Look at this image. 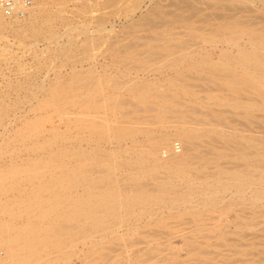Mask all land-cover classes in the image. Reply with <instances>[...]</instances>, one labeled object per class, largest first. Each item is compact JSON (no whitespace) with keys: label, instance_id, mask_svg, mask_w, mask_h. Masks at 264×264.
I'll use <instances>...</instances> for the list:
<instances>
[{"label":"rangeland","instance_id":"374dc122","mask_svg":"<svg viewBox=\"0 0 264 264\" xmlns=\"http://www.w3.org/2000/svg\"><path fill=\"white\" fill-rule=\"evenodd\" d=\"M27 1L29 2L24 3V5H26L25 8L21 7V9L23 10L20 9L22 12H20L18 9V12L20 13L17 12V14L7 16L3 12H0V178L3 177V180L2 178L0 180V223H2L1 220L3 218L2 221L5 222V225L8 224L6 226L4 225V223L0 224V226L4 225L3 228L0 227L1 228L0 233H1V230H2V233H3V230L4 232L6 230L5 234L3 233L5 236L2 234L0 235V237L3 236L4 238L6 237L5 239H7L6 241L3 240L4 242L3 246H1L3 243L0 242L2 243L0 244V251L4 252L8 250V248H6L5 245L6 246L8 245L7 241L9 240H8V236L6 235V233L9 232L11 234H8V233L7 234L9 235V237H12V240L10 241H12L11 243L14 246L17 247L18 244L19 245L23 244L26 246L29 243L27 239L30 238L29 239V241L31 240L30 244L27 245L28 251H33L34 253V251L37 250L38 256H36L37 255V252H36L35 253L36 255L32 253L34 256H31L32 255L31 254L30 258L26 254L28 252L27 250L24 251L25 253L22 252L27 256V259L25 260V264H29L31 260H33L34 263H30V264H264V199L262 197H256L257 200H253L251 199L252 194L250 195L251 192L255 193L256 191H259L264 194V179L262 178L258 179L259 175L257 174V171L255 170V168L250 165H246V163H251V161L241 160V158L238 156L240 153L238 155H236V153L234 154L235 150L238 149L236 147L239 144L241 145V143H243L241 142V139H242L241 134H243L244 132L248 133L249 131L248 134L253 135L252 134L253 132L255 133V136H258L259 134H261V132L257 134L255 130L261 131V129H263L262 131L264 133V121H263L264 115H262V111L264 110H261L257 107L253 110V112L259 109L261 110L260 111L261 114L260 113L257 114L256 111L253 114H250L252 113L251 108L253 109L254 106H251L249 103H246V101L244 100H247V99H244L243 100L245 102L244 104L245 105L249 104V106L251 107L247 105V107L250 108V112L248 108L244 109V110L247 109L246 110L247 115L244 113L245 111L244 112L242 111L244 108L243 103H242L243 101L238 99L239 88L244 87L242 83L241 84L238 82L237 83L235 82V84L232 83L231 84L232 87L230 88V85H228L229 89L227 90L226 88L228 87L222 88V86H225L222 84V82H219V83L216 82L214 84V81H218V76L215 77L217 74L215 75H213L212 73L208 74V72L209 71L211 72L212 69L216 70L218 69L217 67H219V70H221L223 68V70H226L223 72V74H227L230 72L232 73V71H229L231 69L234 71V73H239V74L241 73L240 69L237 68L236 66H234V68L236 67L237 69H239V71L236 68L234 69L232 66H227L228 64H223L226 61V59L223 58L224 54H222L221 56L219 54V49H218V53L216 51L217 47L218 48L221 47V44L218 43L219 41L216 40V38L219 39V36H216L217 34L216 35L213 34L214 35L213 37L211 33L209 35L210 37L208 36L209 39H207L209 41H207L206 39L197 37L198 41H200L201 39L203 43L205 40L207 41V42L205 41L206 42L204 43L205 45L203 44L202 45L205 46V48L210 49L209 51L210 55H207V53L205 51H202V49L199 51L200 48H203L206 51L209 49H205L203 46L201 47L199 46V49H198L197 44L193 45L194 48L196 47L197 49V50L194 49L193 50L194 52H193L192 51L193 46L190 47L191 39H189L192 37L190 34L197 27L202 28V26L209 25L208 28L210 27L211 30L210 29L209 30L212 31L213 29L220 30L219 25L221 24L223 28V29L221 28V30H224L227 32L226 29L229 26H231V24L229 23L231 20H233L234 17L235 18L233 22H235V19L237 20L238 17H240L238 20H240L239 22H241V26L243 23L247 22L248 19L252 20V18H253V22L254 20L255 22L257 21L261 22V23L254 24V26H257V27L260 25L264 26L263 25L264 23H262L261 21V20H264V12L262 13V11L264 10L263 6H260L259 2L256 3L252 0H248V2L250 1L249 3L246 0L245 1L244 0H236V1L234 0L232 1L231 0H27ZM246 4H248L249 6ZM243 6H245L246 9ZM259 7L261 10L259 9ZM257 8L261 12L256 10ZM220 17L223 20H221ZM244 19L246 20L245 22H243ZM99 21L104 24L100 23L101 24L100 26ZM185 21L193 25H189ZM217 21H220V22L219 24L216 25V27L219 26L216 29L214 25L218 23ZM182 22H185L186 24ZM226 22L229 24V26H227L228 24H226ZM184 24L187 26H183ZM210 24L213 26H210ZM224 24L227 26V28L225 27ZM97 26L99 27V30L98 28L96 29ZM188 26H194L195 28L192 31V30L187 29L189 28ZM102 27H104L103 30H101ZM185 28L187 30H185ZM195 32L194 34L197 33ZM182 33H185V36L182 35ZM186 35L188 36V38L186 37ZM211 36L216 40L217 43L212 42L213 39ZM181 37L183 39L185 38L186 39L185 41H183L182 39L181 40L182 42L179 43ZM232 39L233 38L230 39L231 42L235 38L233 40ZM235 40L233 42H235ZM186 42L189 43V46H187L188 43ZM177 43H179L180 46L183 43V47H185V49H183L182 47H179V44L173 45ZM166 47H170V48L166 49ZM122 48L126 50L124 51ZM140 49L143 50V54H142V50ZM120 50H123L121 51L122 53L118 52ZM167 50L168 52H166ZM157 51L165 52L166 56L162 52L163 58H161L162 54L160 52L159 57H158ZM189 51L193 52V54H191L192 56H196V57H192L191 59H195L196 61L190 59L191 56L189 54L190 53ZM168 53L171 55H169ZM200 53L201 55L203 54V56L201 57L202 59L199 58L201 56L199 55ZM187 54L189 55L188 59H187V56H188ZM176 55H178L180 58H184L186 56L184 60H186L187 62L185 63H188L189 61L191 63L190 64L191 66H194V63H196L197 60H203L207 56H211V59H212L211 64L215 62L218 65L216 66V64L213 63L212 65L213 68H212V67H209V65L211 66V64L209 63L210 61L203 62V65L207 63L209 64V65L207 64L209 68L205 67L207 65L205 66L202 65L203 67H205L204 68L205 71L203 72H205L204 74L207 73V75L202 74V71L198 73L196 71L197 70L196 66H194L193 68H191L192 70L187 72L188 66H189L188 69H190V65H188L189 63L187 64L188 66L185 65L184 61H180L181 59L178 58ZM123 56H127V57L129 56V57L127 59V57L124 58ZM213 56L217 57L218 61L216 60L217 58ZM130 57H132L131 58L132 60L139 57L138 59H135V60L142 59V61L140 60L141 63H139L140 61H135V60L132 61V60H129ZM125 59H126V62H125ZM117 60H120V62ZM121 60H124V62H122ZM176 60L179 63L182 62L180 63L182 67L180 66L178 62H176ZM128 61L130 62V66L127 63ZM134 61L137 63H135ZM219 61L220 63L222 62L223 65L220 64ZM170 62L174 63V65ZM124 63H127L128 67L130 68L126 66L123 67V65H125ZM138 63H139V66H138ZM228 63H230V61ZM119 64H121V66ZM140 64H143L142 68H140L141 67ZM175 64H177L176 65L177 67H175ZM196 64H199V62ZM200 64L197 66H200ZM133 65L137 69L134 68ZM170 65L172 66V68L170 67L171 69L169 68ZM183 65L185 67L187 66L185 68V73L187 72L186 75L190 73L189 76L190 75L195 76L193 77L195 79H190L192 77L187 78L188 75L187 77L186 75H183L184 76L183 78L186 77L184 80L180 76L181 74H178L184 71ZM219 65L224 66V67H221ZM229 65H233V63L231 62ZM131 66H132V69H131ZM138 67L141 70L140 69L138 70ZM229 67L231 69H229ZM143 68L144 69L146 68V69L144 70ZM175 68L176 69L179 68V70L178 69L176 70ZM148 69H149V72H148ZM193 69H195L196 72ZM150 70L152 72H150ZM158 70L160 72H157ZM173 70H176L178 73L176 71L174 72ZM219 70H218V73L221 72L220 76H223L222 74L223 70H221L220 72ZM161 72H163L162 76H161ZM175 74L178 75V78L177 76L175 77ZM171 75L175 79H172ZM210 75L212 77L214 76L213 77L214 81L212 82L211 80H213V78H211ZM196 76H198L199 78L197 79ZM200 76L201 77L206 76L208 77V79L209 78L211 79L207 81L208 79H206L205 77L204 81L203 80L199 81L201 79ZM153 79L155 82L153 84H150V82H153ZM156 79H158L161 82H159ZM178 79H180V83H178L179 81ZM182 79L184 80V82L182 81ZM205 79L208 82L207 84L205 82ZM96 80L98 83L96 82ZM168 80L171 84V87H169L170 84ZM94 81L96 82L97 84L96 86L98 87L96 90L94 86L95 84L91 86L92 82L95 83ZM125 82L127 86H125ZM167 82L169 85H167ZM209 82H211V84H214L212 85L214 87H216L215 86L216 84H219V86L222 85L220 87V90L221 89L223 90L221 92L223 94L216 93V92H219L220 90L218 91L217 89L215 91L216 88L214 87H212L213 89H211V84ZM86 83L87 85L85 86ZM145 83H147V85L150 84L149 85L150 88L148 86L146 88ZM163 83L164 84L166 83V84L164 85ZM135 84H138L139 86L136 85V87H134ZM156 84L157 86L159 85L158 87H156V89L158 88L157 90L154 89V87H152L153 85L155 86ZM236 84H238L237 86L239 85L240 86L237 87ZM121 85L123 87H121ZM140 85L144 86L143 87L144 89L142 88H141L142 90L140 89L141 91L139 90V88L137 89V86L142 87ZM160 85L166 88V89L163 88L164 90L163 92H165L166 94H163V92H161L162 87H160ZM233 85L235 86L234 88H233ZM87 86L88 88L91 87L89 88L88 91H91V89L93 90L94 88L93 92H91L93 96H90L91 94L90 92L87 91ZM118 86L121 87V89ZM219 86H217V88ZM167 87H169V89ZM126 88L127 89L133 88L134 91L137 90L136 92L138 93L140 92L141 94L144 92L145 89H147L145 90L146 92L148 91L150 92L152 90H154L155 92L156 91L158 92H156L157 93L156 96H155L156 93H153L154 91L150 93L148 92L149 95L146 92H144L143 93L144 95L142 96H140V93L135 94V92L134 93L132 92L133 94L131 93L130 95L131 91L129 90L130 91L129 92L128 90H126ZM182 88H184L185 91L187 90L190 95L187 93V91L185 92ZM178 89H180L182 92H185L183 93L184 95L180 93L181 92L180 90L177 91ZM230 89H232V91ZM166 90L168 92H166ZM174 90H175L176 95L173 94L174 92L171 93V91H174ZM193 91H195L196 93ZM211 91L214 92L215 94L211 95L212 93ZM86 92H88L89 94ZM161 93L163 94L164 97H162ZM167 93H169V95H167ZM85 94L86 96L89 95L91 98L88 99L87 97L83 96ZM158 94L159 96L162 97V98L160 97V99L163 100V98H166L165 101L168 100L166 101V103H164V106L162 105L164 100L162 102L160 99H158L157 98ZM209 94L213 96L215 99L213 97H212L213 99H211L209 97L210 96ZM116 95L120 98L119 99L117 97L119 100H117ZM120 95L122 96L124 95L123 97H125V99L122 97V100L124 99L125 101H127V103L124 101L126 104H123V105L121 103L119 104V101H121ZM133 95L134 96L139 95L140 97L137 96V98H142L141 100H143V102L147 100V103L145 102L144 103L145 105L142 104L143 102H141L140 99H136V97H134ZM147 95H148V99H147ZM150 95L151 97H149ZM231 95L232 96L237 95V97L235 96L236 97L235 99H238L239 101L238 100L236 101L234 97H232ZM131 96L133 98H131ZM144 96L146 97L143 99ZM153 96H155L156 98L154 99ZM169 96L170 98H174V101L176 100V102H178L179 104L177 103L178 105H176V102L174 103L173 100L170 101L171 99L170 100L167 99L169 98ZM239 96H240L239 97L240 99L244 97L242 95H239ZM113 97H115L116 100L118 101L117 102L118 106L116 104V100L114 102ZM85 98H87V100ZM222 98L223 100L225 99V102H222L223 105L222 103H220ZM229 98L230 100L234 99L233 101L234 102L236 101L237 105H234L236 103L233 104L231 101H230L231 103H228ZM227 99L228 101L226 102ZM99 100L102 101L101 103L103 106L99 105L100 103ZM149 100L152 102L153 100H155L157 101V103L161 101L160 107L158 108L159 105H157L156 102H153V104L155 103L154 105L150 104L152 102H148ZM218 100H220V102ZM98 101L99 103L97 106ZM112 101L116 105H113L114 103ZM217 102H219L221 105H219V103L217 105L216 104ZM108 103H110L111 105ZM240 103H242L241 106H240ZM129 104H131L132 107ZM168 104L169 106L172 105V107H168ZM229 104L231 105L233 104V105L230 106ZM238 104L241 110L238 107ZM91 105H96L97 108H100L101 106L102 109L100 110L96 109L95 111L96 106H94V108H90L89 106ZM112 105L115 110H118V112H121V113L123 111L125 112L126 115L123 113L122 114L120 113L121 115H119V113L114 112L113 108L110 107ZM133 105H138L137 108L139 107V110H141V112L139 113L141 115L136 113V116L139 115L137 116V119H134L136 118V117H133L134 115L132 116L133 112L134 114L136 112L133 110L136 108V106L134 107ZM149 105L151 106L147 107ZM174 105L175 107L178 108L177 110L175 107H173ZM144 106L146 108L143 112ZM155 106L157 108H154ZM224 106H226L227 110L231 109V112L229 111L222 112ZM234 106H236L237 108ZM107 107H109L110 109L107 110ZM119 108L120 110L122 109V111H120ZM152 108L156 110L155 113H154V110H151ZM169 108H172V109L174 108L173 109L174 111L172 109L169 110ZM217 108L219 109L222 108V110H219ZM90 109L93 111L92 113ZM104 109H106L107 111H105ZM130 109L133 111L132 113H130L131 112ZM129 110H130L129 113L126 112ZM139 110H137V112ZM149 110H151L153 114H156V112H158L159 114L162 113L161 111L159 112V110H163L164 113L160 115L157 113L156 115L158 116L156 115L154 116L152 114L153 116H151L150 113L152 112H149ZM193 110L194 111L196 110V111L194 112ZM239 110L242 111L243 114H245L246 116L244 117V115H242V112L239 115L238 114L240 112ZM236 111H239V112L237 113ZM247 111L249 112L250 115L248 114ZM216 112L219 114L218 116H216L217 115ZM89 113H91V115ZM93 113L95 114V121L93 120L94 119ZM254 114H257L258 116L256 115L252 117L251 115H254ZM83 115L93 118V119L91 118L93 122L90 121L89 123L87 122L88 118L87 117L85 118L87 119V121H84V122H87L85 123L86 128L83 125L84 123H82L83 121L82 118L84 117ZM114 115H117V116H114ZM161 115H163V117ZM165 115L166 117H164ZM167 115L168 116L170 115V116L167 118ZM174 115L178 117H175ZM259 115H261L262 117ZM153 117L154 118L158 117V118H156L154 121L152 120ZM160 117L164 121L161 120L162 122L158 123L156 120L157 119L160 120ZM179 117H181V119H179ZM183 117L185 118L184 121L189 122V120H191L195 124V126L192 122L190 124L188 123L190 125L189 126L186 122L183 121ZM217 117L219 118L221 117V121L225 120L223 121L225 122V124L224 123L222 124V122L220 123L219 121L220 119H218L220 124H219V127H217V124H215L216 122H218L217 120H215L217 119ZM120 119H122L123 121L126 119V121L128 120V122L124 121L125 122L124 123ZM149 119L152 120V123H151V120L149 123L148 121ZM111 120L114 121L113 123H115V126L113 127L115 131L113 129L112 131L108 130L110 126L111 128L113 126ZM178 120H180L179 121L180 123L178 122ZM131 121L135 122V124L132 123ZM153 121L157 126L153 124ZM174 122L176 124L177 122L179 123V126L177 125L178 128L176 127V125H173ZM183 122L184 124L185 123L187 124L186 128H188L187 130H184V131L191 132L193 129L195 130L197 129L195 133H197L198 135L195 134L194 133L195 130H193L192 133L194 134L189 132L190 135L192 134V136L191 138L189 136V138H187V141L185 139L184 141L185 143L183 142L181 144L179 141L174 140L175 143L178 144L179 146L178 149L180 150L174 149L175 151L172 152L173 154H171V156L169 155L166 158L170 157L171 159L177 161V159L179 160L180 158H182V156L190 157V153L192 152L195 154L197 153V155L195 156L202 155V157L200 158L196 157V159L194 158L193 159L194 161L191 162L192 164H190L189 169H188V171L191 174L187 170L186 172L182 171L183 175L185 176L184 177L181 172L171 171V172H167L168 174H170L168 177L165 171L162 170L163 171V175H162L161 170L160 171L158 170L159 168L157 169V167L155 168L154 166H152L153 163L149 159H148L149 161L147 160V163L149 165H147L146 161H145L146 163L145 164L144 160L140 159V158H146L144 154L147 153V150L149 148V147L145 148L146 143L144 142L143 138H145L146 136H150V134H154V136L155 135L159 136L164 133H165L164 135H171L173 132L177 131L176 129H178V131L181 129L180 131H182L183 128H185L186 126V125L185 126L183 125L181 127V123ZM119 123L125 124L123 125L125 127L123 130H125L124 132L126 133V136H125V133L122 132L123 126L121 125H120L121 127L117 126V124L119 125ZM87 124H92L91 127L92 129H94L93 132H92V129L90 131L91 127H89V125L87 127ZM130 124H134L138 126L131 127ZM145 124H150L149 125L150 129L149 127H145V126H148ZM205 124H206V127H205ZM223 125H226V126L224 127ZM229 126L232 128H230ZM115 127H117L119 130ZM189 127H192V130ZM200 127L203 130L202 129L200 130L199 129ZM83 128H85V130ZM140 128L142 129L140 130ZM242 128L243 129L246 128L247 131L246 129L241 130ZM78 129L80 133L79 131H77ZM100 129L102 130V132ZM145 129L147 130V132ZM213 129L216 131H214ZM227 129L228 130L233 129L234 132L232 130L230 132ZM236 129L239 132H236ZM148 130H149V133H148ZM209 130H212V131L209 132ZM103 131L109 132V134L108 133L106 134L109 135L110 137H111L110 134H112L113 140H112V137L107 138L109 136L103 133ZM97 132H101L103 134L101 135V133L98 134ZM118 132L124 137L123 136L119 137L118 138L119 140L116 138L117 139L116 140L113 133H115L117 136ZM145 132L147 134L146 136H145ZM228 132L231 133L230 134L231 137H228L229 136ZM96 133L98 135L99 140L97 138ZM168 133H171V134H168ZM210 134L213 135V137ZM225 134L228 136L226 137ZM248 134L245 135L244 133L245 136L243 137L245 138ZM221 135H223V137L226 138L227 142L231 143V147H229V143H227L226 140L223 141L222 139L223 137L221 138ZM152 136L153 135H151V137ZM259 136H262V134ZM78 137L79 138L82 137L80 140L81 144L79 143V140L77 141ZM262 137H264V134ZM89 138H92V139H89ZM229 138H231L233 141H235L236 140L235 138H237V140H239L241 143L238 141L239 144L237 145V143L233 142L232 140H229ZM114 139L116 142L114 141ZM153 140L154 139H151L149 143L151 142L152 145L153 144L155 145L157 141L154 142ZM242 140L244 141V139ZM88 141H90L91 143ZM94 142L95 143L98 142L97 143L99 144L98 147H97V144H95ZM224 142H226L227 144L226 143L224 144ZM232 142L234 145H236V147L234 146V148H232L233 146ZM139 143L145 144L143 145L144 148L142 147V145L137 147L136 145H139ZM165 143L168 144L167 139ZM252 143H255V142H251V144ZM132 144L134 146H132ZM77 145H79L80 148L76 147ZM240 145H239V148H241ZM180 146H183L184 148H188V149L186 151L182 150ZM39 148H40V151H39ZM91 148H93L92 152H91ZM60 149H62L61 152H59ZM56 150L59 152L57 155L55 153L57 152ZM82 150H87V151L86 152L84 151L85 152L84 154ZM75 151H76V154L81 153L82 155L80 154V156L79 155L74 156L75 153L73 152ZM105 151H107L106 153L110 155V157L108 156L107 158L106 154L104 153ZM108 151H111V154L113 155L109 154L110 152ZM161 151H164V150H161ZM169 151L167 150L166 152H163V153L166 154ZM97 154L99 155L97 156ZM233 154L239 157L240 159L235 158L236 156L234 157ZM140 155H142V157H140ZM143 155L145 157H143ZM81 156H84V157H81ZM36 157L37 158L40 157V159H42V161L40 160L41 163H44V159H45V164L40 165V162H38L39 163L38 164L37 160L39 161V158L36 160L35 159ZM79 157H80L79 163H75V161H77ZM149 157H155V155L154 156L150 155ZM31 159L34 162H36L37 164L36 166H35V163ZM207 159H208L209 164L206 161ZM63 160L67 163L65 165L68 166L70 170L72 169V171L76 170L75 168L78 167V165L81 163V160L86 161V162L83 163L82 161L81 163L82 166L79 165L78 167L79 171H77L79 173L77 174V176H75L74 174V173H77L76 171L73 173L72 171L68 169V167H66L65 168L66 172L65 170L63 171L65 172L63 173L65 176L64 178L62 177L63 180H62V185H61L60 183L61 180L59 182L58 177L56 175H50V174H53L54 172V174L56 173L60 177L63 176V174H61L62 171H60L59 168L57 171L58 166H56L58 163L60 164V161L63 162ZM70 160L71 161L73 160L74 164L76 165H72L73 162H71ZM114 160L116 161V163ZM123 160L127 162L126 163L127 165L134 163L132 165L135 167L136 166L135 164H137L136 169L132 165L129 166L131 170L134 169L135 171H131L129 167L125 165ZM131 160L133 162H131ZM138 160L139 161L141 160L142 163L140 162L139 164ZM228 160L230 163L228 162ZM28 161H29V164H28ZM211 161L214 163H210ZM32 162L34 163L33 166H31L30 164ZM123 163L126 167L123 165ZM85 164L88 167H89V164L90 166L93 165L91 166L93 167V169L91 168L90 170V168H84V166L86 167ZM141 164L145 165L146 168L143 167L142 169V167H140ZM150 164L152 167L150 166ZM94 165L97 167V170L94 168ZM204 165H207V167ZM54 166L56 167V169ZM71 166H73V168ZM98 166L100 167L103 166L101 167L103 170L106 167L109 170L110 169L108 168L109 166L111 168L113 167L112 169L116 168L117 170L114 169L112 171L113 175L109 173L112 176L107 177V175H109L107 174V172H111V171H107L106 169L105 171H103ZM138 166L140 167L141 172L142 170L143 172L146 171L144 169H147L148 167L151 169L154 167L153 170L149 168L147 169L148 171L151 170L153 173L149 174L151 171L150 172L146 171L145 173L147 174V176H145V173H142V174L139 173L140 170L138 169ZM223 167L226 168L227 170L226 169L224 170ZM98 168L101 170V172L98 171L99 170ZM228 168L230 169L229 171H228ZM94 169L97 172H95ZM155 169L156 171H154ZM87 170H90L89 174L87 173ZM219 170H220V173H219ZM137 171L139 174H141V176L139 174H136ZM192 171L194 172L193 174H192ZM195 171L198 172L200 177L198 174L197 175L195 174ZM232 171L234 172L232 173ZM237 171L245 173L244 182L248 184L245 187L246 188L245 193H242L244 194V196H242V198L244 197L243 200H241L242 199L241 197H238V196H241V194L238 193L239 195L236 194L237 195L236 196L234 193V192L237 193V191H235L234 189L237 181L236 182L234 181L235 178H233L234 176L232 177V175L235 174ZM58 172H61V173L58 174ZM70 172H72V174ZM105 172L106 174H104ZM132 172H133V175L130 174ZM184 172L186 173V175L184 174ZM84 173L88 175L84 176ZM99 173L103 174L101 175L102 178ZM176 173H178V175ZM204 173L210 177L213 176V179L215 178V176L216 177L219 176L220 179L222 178L221 181L224 179L223 177L225 175L228 176L229 173L230 174L232 173L231 176L229 175L230 177L228 176L226 178L225 176L226 178L225 182H227V184L230 183L229 184L230 186H227L226 188V184L224 182L225 188L222 191L220 188L224 187L223 181L221 183L219 178H215V179H218V180H215L216 181L215 183H217L218 181V183L220 184H214L213 179L212 180L211 178L209 179L207 175H206V178L202 177L204 178L203 180H205L202 183L201 175ZM211 173H213V175ZM214 173H216L217 175L216 174L214 175ZM218 173L220 175H218ZM40 174H43V176H45L44 177L45 179ZM48 174L50 175V177L51 176L52 177L55 176L53 178L57 177V181L59 184L57 183V181H55V179L50 178ZM66 174L67 176L70 175V177H67ZM134 174L136 175V177H134L135 176ZM171 174L172 175L176 174L175 176L177 178L175 176H172ZM194 174L198 176L199 178H201L200 179L201 181H199L198 178L194 176ZM209 174H211L212 176ZM73 175L75 176V178H77L74 180L78 182L73 180L74 178ZM82 175L85 177L84 179L85 181L89 177L90 179L88 178L87 180L88 181L90 180L91 182V177H92V181L94 185H92L93 183L87 184V181L83 182L84 180H83ZM93 175L94 176L97 175L98 177L97 176L95 177H97V179L99 180L100 178L103 179L102 181H100L102 185L100 184L98 185L99 181L96 180L93 177ZM123 175L125 177H123ZM157 175L162 177V179H159V181H157L158 185L156 183V180L158 179ZM164 175L166 176L164 177ZM187 175L189 176L193 175L194 177L191 176V180H190V178H188ZM39 176H42V179L41 177L39 178ZM103 176L104 178L107 177L105 181H104ZM126 176H127V179H126ZM138 176L142 178L141 179L139 178L138 180L137 178ZM179 176H182V177L179 178ZM109 177L111 179H108ZM166 177L169 178L170 180L167 179ZM47 178H48V182H50L51 180L55 181L54 184L57 185L56 188H55V185L54 187L51 186L53 184L52 181L48 183V184L52 183L50 185V188H48L49 186L46 183ZM49 178L51 179L50 181H49ZM155 178L156 180H154ZM182 178H187V180L188 179L190 180V184H191L190 187H193L195 189L196 194L190 193L194 191H192L191 188L189 187L190 185L189 181H187L186 179L182 180ZM66 179L68 182L65 181ZM107 179H108L107 182L108 184H110V186L106 184ZM192 179H195V180L193 181ZM206 179L208 183L206 182ZM70 180L72 183L70 182ZM79 180L83 182V184ZM94 180H96L98 183ZM164 180L166 182H164ZM63 181H65L67 185L70 182L69 186H72V187L71 188H68L67 186L65 187L64 186L65 182ZM109 181H112L113 183L112 182L109 183ZM145 181H146V185H149L150 187L151 185H153L152 188H149V186L144 187L146 186ZM184 181H186L187 184ZM147 182L148 183L150 182V184L152 182V184L150 185ZM196 182H198V184ZM205 182H206L205 185L208 184L207 186L204 185ZM84 183H85L86 188L83 186ZM95 183L97 184V187ZM159 183H160V186H159ZM38 184L40 186L43 185L42 188L45 186H48L47 188L51 189V192L50 190H44L41 187H40L41 191L39 192ZM105 184L109 186L110 189L113 187L112 189L117 191V193L119 194L118 196L120 198L117 203L114 202L116 206L114 205V203L113 205L110 204L111 212L109 211L110 208L109 209L105 208L107 206L103 207L105 209V210L102 209L103 211L98 210L97 209L98 207L96 206L91 207V205H93V203L95 202L90 197H89L90 201H88V204H86L87 196H89L90 193L93 194L91 192L92 188L94 189V187H96L95 193H98V195L100 196L105 189L107 190V186ZM111 184H113L112 187H111ZM134 184H136L137 186H135ZM165 184L166 185L168 184L167 187L165 186ZM178 184H180L179 185L180 187L178 186ZM184 184L186 185L189 184V185L186 187L184 186ZM196 184L204 185V187L202 185L201 188L206 190V191L204 190L205 195L203 193V190H201L200 187L199 188L201 192L198 190L197 188L198 186ZM213 184L216 185V187L220 186L218 189L216 188L217 190L215 189L217 192L214 191ZM35 185H38L36 186V188L34 187L35 190L36 189L38 190V191L36 190V195H39L40 197L39 196L38 197L39 199L40 198L41 199H40V203L36 202V204H33L35 201L38 200V197L34 196L35 191H34V188H32V186H35ZM128 186H131V187H128ZM133 186L137 188L140 186L142 189H140L139 187L137 190L139 191L141 190L140 191L141 193L139 194V191H137L136 188H133ZM52 187L55 188L54 189L55 191L57 188H60L57 190V192L60 191L62 194L60 192H59L60 194L59 196L58 194H55L57 192L54 193V191H52ZM63 187H65L67 190L69 189L70 190L67 191ZM184 187L187 189H185ZM207 187L209 188V191L211 190L213 193L207 191L208 189ZM84 188L86 189L87 193L84 190ZM81 189L83 190L82 193H80L82 191ZM100 190H101V193H100ZM162 190H164V192ZM42 191H45V192H42ZM47 191H48V194H47ZM71 191L74 192L73 193L74 196H72L73 194ZM88 191H90V193ZM184 191L187 194H185ZM28 192L29 194L30 193L31 194L28 195ZM64 192L66 193V195H64L65 194ZM142 192L144 194H142ZM160 192H163V193H161L160 195ZM134 193L136 194V196L138 194L140 196L142 195L141 197L143 198H141L140 196H138L137 198ZM156 193L159 195H156ZM181 193L184 196L181 195ZM188 193H190L191 195L190 194L188 195ZM18 194H19V197H21L20 201L22 200V197L23 199L25 197L26 200L24 199L23 203L24 201L29 202L30 200L29 203L31 204V207H30V204L27 205L26 202L24 205H22L23 204L22 201L20 203L19 200H17L19 199ZM52 194H54V198H53L54 200L52 199L51 200L52 203H51L48 200H50L49 198H52L53 196ZM162 194H165L166 196H162ZM32 195L35 197V199L33 198ZM55 195H57L58 201L61 200L60 196L62 195L63 197L65 196L64 199L65 198L67 199L66 201H63V202L59 201L58 203L57 199L55 198ZM68 195L71 197V200L73 199L72 202L69 199L70 197ZM82 195H84L85 197ZM120 195L122 197H120ZM131 195H133V197L135 198L133 197L131 198ZM153 195H156L155 198L153 197ZM77 196H82L84 199L86 198V200H84L81 197V199H83L82 202L84 201L83 203H85L82 206H84V209L86 208V210H83V207H82L81 208L82 210L80 209L81 211H79L78 206L81 207V205L79 204H83V203L79 202L81 201L80 197H78V199H80L78 201ZM157 196L158 197L161 196L162 198L161 197L158 198ZM16 197L17 199L14 200ZM28 197L30 198L27 199ZM208 197L209 199L207 200L206 198ZM235 197H237L238 199L240 198L241 199L237 201V198ZM47 198L48 200H46ZM74 198H76V200ZM138 199L140 200L139 202H138ZM75 201L76 202L78 201V203L76 204ZM91 201L93 202L89 205ZM133 201H135L136 203L134 202L135 203L134 204ZM45 202H48L50 204L48 203L45 204ZM60 202H62V204L64 203L65 206H63L62 208L61 206L59 207V205L61 204ZM73 202H75L76 207H74L75 205ZM43 203L45 205H43ZM32 204L35 205V208L33 206L34 209H36L37 207L39 208L37 204L41 206L40 207L41 209L44 206L45 208L47 207L46 209L44 208L43 209L44 211H49L50 215L47 212L49 217H47L46 212H44L43 210L41 211L40 208L39 209L37 208L36 210L32 212H33V215L38 214L37 217L38 216L40 217V213H37V211L43 212L41 214L45 215V217L42 216L44 217V219L40 217V219H42L43 221L40 220L39 217L38 219H35V216L31 215L30 213L31 211L29 212L30 215L29 213H26L30 216V219L29 217H26L28 215H25V213L22 214L23 211L25 212V210L28 209L27 206H29V208L33 210ZM51 204L54 205V206L52 205V207H55V208L58 207V209L61 208L60 210L62 212L58 211V213H60L59 215H61L62 213L64 215L62 214L61 215L62 217L59 215L55 217V214L57 215L58 213L56 209L52 210L53 214L51 213L50 211L51 207H49V205ZM72 206L74 210L75 208H78V210L76 209L75 211H73V209L71 208ZM87 206L88 208L90 206L91 209H88ZM112 207L114 210L112 209ZM99 208L101 209L102 207H99ZM2 209H5L6 211L8 210L11 211V214L9 213L10 215L9 214L7 215L9 211L3 212L4 210ZM96 209L98 210L99 214H97L98 212ZM1 210L4 213V215L1 212ZM17 210H18V214H19V211H21L20 216L19 215L15 216V214H17ZM94 210L96 212H92ZM35 211L36 213H34ZM69 211H73V213L67 216L66 214ZM82 211L83 212L86 211V213H89L90 211L91 213H89L88 215L91 217V221L93 222L96 221V219L92 220L93 217L95 218L96 216L99 215L101 218L99 216L96 217L100 219H98V221H96L95 222L96 224H95L89 221L90 218L87 216V214H85L84 216L83 215L84 213ZM108 212L109 213L113 212V213L112 215H110ZM106 213L108 216L104 215ZM95 214L97 215L95 216ZM24 215L26 219L25 218L19 219L17 217V216L24 217ZM50 217L52 218L53 222L51 223L52 224L51 226L47 225L49 227L47 230H49L50 232L53 229L52 226L55 225L54 232L56 233L58 231L57 233H60V236L57 233L55 234L56 236H54L53 235L54 232L52 233V231L50 232L52 233V235H50L49 232H42L44 230L47 231L44 228H47L45 227L46 222L47 224H49L48 222L51 220ZM57 217H60V220H58L59 218L55 220V218ZM87 217L89 218L88 221H84V220H87ZM108 217H110L109 220H108ZM4 218L7 220L4 221ZM27 218L29 220H27ZM72 218L73 220L76 219L75 221L78 223L83 222L85 225H83V223L80 225H78V223H75V225H78V226H74L73 222L70 223V221H73ZM46 219L47 220L49 219V221H45ZM77 219L78 220L81 219L82 222L81 220L78 221ZM38 221L39 222L41 221L40 223L42 224V226L45 224V226H43L44 230L37 229L38 227L41 228V224ZM57 222L61 225L63 223H67L65 225H69V226H66V228H64L65 226L64 227L62 226L65 230L60 226V228L62 229L59 230L57 229L59 227ZM35 223H37L38 227ZM71 224L73 225L71 226ZM7 226H10L8 230L6 229ZM30 226L32 227L27 228ZM80 226L82 227L80 228ZM84 226H85V229L83 228ZM12 227H13V230H10ZM21 227H23V229H21L23 231L26 229L24 234L26 233L28 235L30 234L29 235L30 237L27 235V239H26V235H25L23 238L24 234L20 230ZM33 227H35L36 230H34ZM37 230H39V234L43 233L44 238L42 234L38 235ZM33 231H36V233L35 232L33 233ZM44 233H47V234L49 233L50 239L47 237L48 235L46 234L45 236ZM13 235L18 237V239L20 240L24 239L25 241L22 240L23 242L22 244L18 243V240L15 239L14 238L15 236ZM34 235H35V238H34ZM57 235L60 238L59 242L57 241L58 239ZM39 236H42L41 240L39 239ZM3 237L2 239H4ZM31 237L33 238V241ZM45 237H46V240H42V238L45 239ZM36 238H38V240L40 241H37ZM55 239L56 241H54ZM10 241H9V244H10ZM32 242H36V243H33L34 244L33 245ZM53 242L55 243L52 244ZM93 243L94 244L96 243L95 246L93 245ZM13 245L12 246L8 245L12 247V248L10 247L9 250L14 248ZM30 245H32L33 247L31 246L30 248H28V246ZM3 247H5L6 250ZM33 249H36V250H33ZM3 252H0V253L2 254ZM29 253L30 252H28V254ZM24 254H23V257L25 256ZM28 258L30 259L29 263L26 262L29 260ZM18 263L20 262H17L16 264Z\"/></svg>","mask_w":264,"mask_h":264},{"label":"bare ground","instance_id":"6f19581e","mask_svg":"<svg viewBox=\"0 0 264 264\" xmlns=\"http://www.w3.org/2000/svg\"><path fill=\"white\" fill-rule=\"evenodd\" d=\"M15 1H16V0H15ZM17 1H18V5H17V7H18L19 11L22 12L21 10H23V9H21V7H22V8H23V7L25 8L26 5H24V3H26V2H24V0H17ZM231 1H232V0H231ZM234 1H236V0H234ZM244 1H245V0H244ZM246 1L248 2V0H246ZM252 1H254V2H256V3L259 2L260 6H263V8H264V0H252ZM247 2H246V3H247ZM249 2H250V1H249ZM249 2H248V3H249ZM254 2H253V3H254ZM19 4H20V5H19ZM246 5H248V4H246ZM246 5H245V6H246ZM254 5H255V4H254ZM245 6H243V7H245ZM248 6H249V5H248ZM249 8H250V7H249ZM249 8H248V9H249ZM20 9H21V10H20ZM245 9H246V7H245ZM250 9H251V8H250ZM250 9H249V10H250ZM259 9H260V7H259ZM256 10H258V8H257ZM260 10H261V9H260ZM260 10H258V11H260ZM262 10H263V9H262ZM0 12H1V11H0ZM20 12H18V13H20ZM260 12H261V11H260ZM263 12H264V10L262 11V13H263ZM232 15H233V14H232ZM220 16H221V15H220ZM233 16H234V15H233ZM251 17H252V16H251ZM262 17H263V15H262ZM217 18H218V17H217ZM234 18H235V17H234ZM234 18H233V20H231L230 23H229V24H231V26H229V24L226 22V24H228L227 26L230 27V28L228 27L229 30H228L227 26L224 24L225 27L227 28V29H226L227 32L224 31V30H221V28H222V25H221V24L219 25L220 27H219V26L216 27V25L219 24L220 21H217L218 23H216V24L214 25L216 29L219 27L220 30H214V29L212 28V29H213L212 31H213L214 33H213L212 31H210V30H211L210 27L208 28L209 25H208V26H202V28L196 26L197 28H196L195 30H194V28H195L194 26H188L189 28L186 27V28L189 29V30H192V31L194 30L191 34L189 33V34L192 36L191 38H189V39H191V40H190V43H191V44L193 43L192 45L190 44V47L193 46L194 44H195V45L197 44V47H198V49H199V46L201 47V46L205 45L204 43H206L207 41H209V40H207V39H209V37H210L209 35H210L211 33H212V36H213V37H214L213 34H215V35L217 34L216 36H219V39L216 38V40L219 41L218 43L221 44V47L218 48L217 45H216V47H217L216 51H217V53H218V49H219V54H220L221 56H222V54H224V55H223V56H224L223 58H225L226 61L228 60L227 62L225 61L223 64H228L227 66H232L233 68H234V66H236L237 68L240 69L241 73H240V74H239V73H234V71L229 67V69H231V70H229V71H232V73L230 72L231 74H230V73L223 74V72L226 71V70H223V68L221 69V67H224V66L219 65V66H221L220 69L223 70V71H222L223 76H220V73H221L220 71H221V70H219V67H217L218 69H216V70H215V69H212V70H211V68H210L211 72H210V71L208 72V71H207L208 69L206 70V71L208 72V74H211V73H212L213 75L217 74L215 77L218 76V81H214V78H213L214 76L212 77V76L210 75V77L213 78V80H211V82L214 81V84H215L216 82H217V83L222 82V84L225 85V86H222V85H221L222 88H224V87H228V88H226V90L229 89V86H228V85H230V88L232 87V86H231L232 83H234V84H235V82H236V83L238 82V83H240V84L242 83L244 87H240L241 89L239 88L238 99H239V100H242V101H243L244 99H247V100H244V101H246V103H249L251 106H254L253 109L251 108V110H252L251 112H252V113H250V114H253L255 111H256L257 114H258V113H260L261 110H264V26H261L260 24H259L260 26H258V27H257V26H254V24H256V23H261V22H259V21L255 22V20H254V22H253V18H252V20H251V19H250V20L248 19L247 22H245L246 20L244 19L243 22H245V23L242 22L243 24H242V26H241V22H239L240 20H238L240 17H238V19H237L238 21L235 19V22H233V21H234ZM236 18H237V17H236ZM246 18H247V16H246ZM220 19H221V17H220ZM220 19H218V20H220ZM224 19H225V17H224ZM254 19H255V18H254ZM100 20H101V19H100ZM203 20H205V19H203ZM203 20H202V21H203ZM206 20H207V19H206ZM221 20H223V19H221ZM102 21H103V20H102ZM241 21H242V19H241ZM261 21H262V23H264V20H261ZM103 22H104V21H103ZM185 22H187V21H185ZM185 22H182V23H185ZM223 22H224V21H223ZM100 23H102V22L99 21V24H100ZM187 23H188L189 25H193V24H191V23H189V22H187ZM202 23H203V22H202ZM224 23H225V22H224ZM232 23H234V24H232ZM102 24H104V23H102ZM185 24H186V23H185ZM185 24H184L183 26H187V25H185ZM203 25H205V24H203ZM263 25H264V24H263ZM100 26H101V24H100ZM199 26H201V25H199ZM210 26H213V25L210 24ZM181 27H182V26H181ZM203 27H204V28H203ZM205 27H206V28H205ZM97 28H98V30H99V27H98V26L96 27V29H97ZM100 28H101V27H100ZM182 28H183V27H182ZM186 28H185V30H187ZM96 29H95V30H96ZM103 29H104V27H102L101 30H103ZM209 29H210V30H209ZM222 29H223V28H222ZM196 30H197V31L199 30V31H198L199 33H198ZM195 31H196L198 34H197ZM201 31H202V32H201ZM194 32H195L196 34H194ZM200 32H201V33H200ZM204 32H205V33H204ZM189 34H188V36H189ZM193 34H194V35H193ZM182 35L185 36V33H182ZM188 36L186 35L187 38H188ZM208 36H209V37H208ZM212 36H211V37H212ZM197 37H198V38L206 39L207 41L205 40L206 42L204 41V43H203L202 39H201L200 41H198V40H197ZM213 37H212V39L215 40ZM231 38H233V39L235 38V39H237V40L234 39L235 42H233L234 40L232 39L233 41L231 42V41H230ZM182 39H183V38L181 37L179 43L182 42V41H181ZM185 39H186V38H185ZM185 39H183V41H185ZM213 40H212L213 43L216 42V40H215V41H213ZM239 40H240V42H239ZM201 41H202V42H201ZM168 42H169V41H168ZM210 42H211V41H210ZM179 43H177V44H173V45H178ZM186 43H188V42H186ZM216 43H217V42H216ZM227 43H228V45H227ZM202 44H203V45H202ZM170 45H171V44H170ZM225 45H226V46H225ZM185 46H186V45H185ZM187 46H189V43L187 44ZM187 46H186V47H187ZM214 46H215V45H214ZM175 47H176V46H175ZM177 47H178V46H177ZM179 47H182L183 49H185V47H183V43L181 44V46H180V44H179ZM203 47L205 48V46H203ZM216 47H215V48H216ZM124 48H125V47H124ZM124 48H122V49L124 50ZM168 48H170V47H166V49H168ZM182 48H180V49H182ZM188 48H189V47H188ZM213 48H214V47H213ZM213 48H212V49H213ZM162 49H163V48H162ZM190 49H191V48H190ZM194 49H196V47L194 48V46H193L192 51H193ZM201 49H202V51H205V52L207 53V55H210V54H209V51H210L209 48H205V49H209V50H207V51L204 50L203 48H200L199 51H200ZM123 50H120V51H118V52H121V51H123ZM125 50H126V49H125ZM125 50H124V51H125ZM140 50H142V49H140ZM140 50H139V51H140ZM196 50H197V49H196ZM137 51H138V50H137ZM169 51H170V49H169ZM126 52H127V51H126ZM126 52H125V53H126ZM157 52H158V51H157ZM160 52H161V54H162L163 51H159V52H158V57H159ZM166 52H168V50H167ZM189 52H190L189 54H190V56H191L190 59H191L192 57H196V56H192V55H191V54H193L194 51H193V52L189 51ZM196 52H197V51H196ZM196 52H195V53H196ZM205 52H204V53H205ZM211 52H212V51H211ZM213 52H214V51H213ZM121 53H122V52H121ZM125 53H124V55H125ZM163 53L165 54V52H163ZM169 53H170V52H169ZM169 53H168V54H169ZM197 53H198V52H197ZM206 53H205V54H206ZM126 54H127V53H126ZM136 54H138V53H136ZM136 54H135V55H136ZM142 54H143V50H142ZM211 54H212V53H211ZM127 55H128V54H127ZM140 55H141V54H140ZM169 55H171V54H169ZM187 55H188V54H187ZM194 55H196V54H194ZM197 55H198V54H197ZM199 55H201V53H200ZM212 55H213V54H212ZM214 55H215V54H214ZM225 55H226V56H225ZM136 56H137V55H136ZM136 56H135V57H136ZM141 56H142V55H141ZM141 56H140V58H141ZM165 56H166V54H165ZM165 56H164V58H165ZM174 56H175V55H174ZM176 56H177L178 58H180L178 55H176ZM183 56H185V55H183ZM202 56H203V54H202L199 58L202 59V58H201ZM123 57L126 58L127 56H123ZM128 57H129V56H128ZM128 57H127V59H128ZM135 57H134V58H135ZM160 57H161V56H160ZM181 57H182V56H181ZM185 57H186V56H185ZM185 57H184V58H185ZM188 57H189V55L187 56V59H188ZM204 57H205V56H204ZM204 57H203V58H204ZM213 57H215V56H213ZM226 57H227V58H226ZM131 58H132V57H130L129 60H132ZM138 58H139V57H138ZM138 58H135V59H138ZM161 58H163V54H162V57H161ZM172 58H173V57H172ZM175 58H176V57H175ZM178 58H177V59H178ZM184 58H180V59H181L180 61H184V64H185V65H187L188 63H189L188 65H190L191 63H190L189 61H188V63H185V62H187V61L184 60ZM199 58H198V59H199ZM215 58H217V57H215ZM221 58H222V57H221ZM135 59H133V60H135ZM182 59H183V60H182ZM225 59H224V60H225ZM133 60H132V61H133ZM140 60L142 61V59L135 60V61H140ZM191 60H195V59H191ZM216 60L218 61V58H217ZM114 61H115V60H114ZM117 61L120 62V60H117ZM121 61L124 62V60H121ZM132 61H131V62H132ZM135 61H134V62H135ZM141 61H140L139 63H141ZM173 61H175V60H173ZM195 61H196V60H195ZM209 61H210V62H209ZM211 61H212L211 56H207V57H206L205 59H203V60H197L196 63L199 62V64H200V63H201V64H200V66H197V65H199V64L194 63V66L197 67V70H196V71H197L198 73H199L200 71H202V74H204V73H205V72H203V71H205L204 68H205V67H208L209 64L207 63L208 65L205 64V65H207V66H205V65H203V62H209V63L211 64ZM217 61H216V62H217ZM221 61H222V60H221ZM229 61H230V63L232 62L233 65H229V64H230V63H228ZM115 62H116V61H115ZM125 62H126V59H125ZM176 62H178V61L176 60ZM117 63H118V62H117ZM127 63H128L129 66H130V62L128 61ZM127 63H124L125 65H123V67H125V66L128 67ZM135 63H137V62H135ZM139 63H138V66H139ZM170 63H172V62H170ZM178 63H179V62H178ZM180 63H182V62H180ZM180 63H179V64H180ZM213 63H215V62H213ZM213 63L211 64V66L209 65V67H212ZM219 63H220V61H219ZM121 64H122V63H121ZM121 64H119V65L121 66ZM172 64L174 65V63H172ZM195 64H196V65H195ZM215 64H216V63H215ZM220 64H222V62H221ZM223 64H222V65H223ZM234 64H236V65H234ZM131 65H132V64H131ZM134 65H135V64H134ZM134 65H133V66H134ZM136 65H137V64H136ZM142 65H143V64H140V66H141L140 68L143 67ZM168 65H169V64H168ZM168 65H167V67H168ZM176 65H177V64H175V67H177ZM188 65H187V66H188ZM192 65H193V64H192ZM202 65L205 66V67H203ZM217 65H218V64H216V66H217ZM180 66L182 67L181 64H180ZM187 66H186V67H187ZM194 66H191V65H190V69H188V67H189V66H188V67H187V70H188L187 72H189L190 70H192L191 68H193ZM227 66H226V68H227ZM145 67H146V66H145ZM170 67L172 68L171 65L169 66V68H170ZM173 67H174V66H173ZM178 67H179V66H178ZM186 67L183 65V69H184V71H183V69H182L183 72H180V71H179L180 73H178V72L176 71L177 69L179 70V68H177V69L175 68L176 70H173V71H174V72L176 71L178 74H181L180 76L183 78V77H184L183 75H186V73H187V72L185 73V68H186ZM196 67H195V68H196ZM209 67H208V68H209ZM236 67H235V68H236ZM128 68H130V67H128ZM134 68H136V67L134 66ZM140 68L138 67V70H139ZM171 68H170V69H171ZM202 68H203V70H202ZM212 68H213V67H212ZM235 68H234V69H235ZM237 68H236V69H237ZM131 69H132V66H131ZM136 69H137V68H136ZM143 69H144V68H143ZM143 69H142V70H143ZM145 69H146V68H145ZM145 69H144V70H145ZM150 69H151V68H150ZM158 69H159V68H158ZM167 69H168V68H167ZM239 69H237V70L239 71ZM128 70H129V69H128ZM138 70H137V71H138ZM140 70H141V69H140ZM153 70H154V69H153ZM155 70H157V69H155ZM159 70H160V69H159ZM159 70H158L157 72H160ZM180 70H181V69H180ZM193 70L195 71V69H193ZM214 70H215V71H214ZM218 70H219L220 73H218ZM130 71H131V70H130ZM146 71H147V70H146ZM146 71H144V72H146ZM162 71H163V70H162ZM168 71H169V70H168ZM196 71H195V72H196ZM216 71H217V72H216ZM148 72H149V69H148ZM150 72H152V71L150 70ZM155 72H156V71H155ZM174 72H173V73H174ZM215 72H216V73H215ZM136 73H137V72H136ZM162 73H163V72H161V76H162ZM169 73H170V72H169ZM225 73H226V72H225ZM159 74H160V73H159ZM189 74H190V73L187 74L188 77H187V75H186L187 78L192 77V78H190V79H195V78H193V77H195V76H191V75L189 76ZM200 74H201V73H200ZM222 74H221V75H222ZM172 75H174V74H172ZM172 75H171V76H172ZM196 75H198V74H196ZM204 75H207V73L204 74ZM176 76H177V78H178V75H177V74H175V77H176ZM219 76L221 77V79H220ZM137 77H138V76H137ZM154 77H155V76H154ZM186 77H185V78H186ZM196 77H197V79L199 78L198 76H196ZM200 77H201V76H200ZM202 77H203V79H202ZM202 77H201V79H200L199 81H201V80L204 81V78H205L206 76H202ZM156 78H157V77H156ZM185 78H183V79L185 80ZM211 78H209V79H211ZM92 79H93V78H92ZM172 79H175V78H173V76H172ZM183 79H182V81L184 82ZM206 79H208V77H206ZM206 79H205V82H206V84H207V83H208L207 81H209V79H208L207 81H206ZM156 80H158V79H156ZM178 80H179V81H178ZM178 80H177L178 83H180V79H178ZM215 80H216V78H215ZM220 80H221V81H220ZM90 81H91V79H90ZM92 81H93V80H92ZM158 81H159V80H158ZM164 81H165V80H164ZM164 81H162V82H164ZM177 81H176V82H177ZM94 82H95V81H94ZM96 82H97V80H96ZM96 82H95V83H93V82L91 83V86H92L93 84H95V85H94V86H95V90L98 88V87L96 86V85H97ZM154 82H155V81H154V79H153V82H150V84H153ZM159 82H161V81H159ZM168 82H169V80H168ZM168 82H167V85L170 84V82H169V84H168ZM174 82H175V80H174ZM211 82H209V83L211 84ZM87 83H88V82H87ZM87 83L85 84V86L87 85ZM97 83H98V82H97ZM157 83H158V82H157ZM89 84H90V82H89ZM89 84H88V86H89ZM118 84H119V83H118ZM138 84H139V83H138ZM138 84H135L134 87H136V85H138ZM150 84L147 85V83H145V85H146L145 87H146V88H147V86L149 87ZM163 84H164V83H163ZM165 84H166V83H165ZM165 84H164V85H165ZM206 84H205V85H206ZM214 84H211V89H213L212 87H214V86H212V85H214ZM123 85H124V84H123ZM226 85H227V86H226ZM237 85H238V84H236V86H237ZM88 86H87V91L89 90V88H91V87L88 88ZM125 86H127V85H126V82H125ZM138 86H139V85H138ZM138 86H137V89H138V88H139V90H140L141 88L144 89V88H143V87H144L143 85H140V86H142V87H138ZM158 86H159V85H158ZM158 86H157V84H156L155 86L153 85L152 87H154V89H156V87H158ZM197 86H198V85H197ZM200 86H201V85H200ZM203 86H204V85H203ZM208 86H209V85H208ZM215 86H216V87H214V88H216L215 91H216L217 89H218V91H219L221 86H219V84H216ZM217 86H219V87L217 88ZM239 86H240V85H239ZM239 86H237V87H239ZM118 87H119V86H118ZM118 87H117V89H118ZM121 87H123V86L121 85ZM121 87H119V88L121 89ZM160 87H162V86L160 85ZM169 87H171V84H170ZM169 87H167V88L169 89ZM234 87H235V86L233 85V88H234ZM92 88H93V87H92ZM149 88H150V87H149ZM163 88H164V87H162V89L160 88V89L162 90V91L160 90L161 92L164 91ZM174 88H175V87H174ZM174 88H173V89H174ZM197 88H198V87H197ZM209 88H210V87H209ZM142 89H141V90H142ZM157 89H158V88H157ZM157 89H156V90H157ZM164 89H166V88H164ZM175 89H176V88H175ZM180 89H181V88H180ZM180 89H178L177 91H179ZM182 89L184 90V88H182ZM236 89H238V88H236ZM93 90H94V88H93ZM93 90L91 89V91H88V92H90V94H91V92H93ZM126 90H128V91L130 90V91H131V92L129 91V92H130V95H131L132 92H133V93L135 92V94L138 93V92H136V91H137L136 88H135L136 91H134L133 88H131V89H127V88H126ZM139 90H138V91H139ZM141 90H140V91H141ZM145 90H147V89H145ZM145 90H144V92H146ZM148 90H150V89H148ZM230 90L232 91V89H230ZM240 90H241V91H240ZM152 91H154V90H152ZM152 91H150V92H152ZM177 91H176V92H177ZM180 91H181V90H180ZM184 91H185V90H184ZM186 91H187V90H186ZM186 91H185V92H186ZM212 91H213V90H212ZM212 91H211V92H212ZM222 91H223V90L221 89L219 92H216V93L223 94V93H221ZM237 91H238V90H237ZM88 92H86V93H88ZM142 92H143V91H142ZM144 92H143V93H144ZM148 92H149V91H148ZM148 92H146V93L148 94ZM150 92H149V93H150ZM156 92H158V91H156ZM156 92L154 91L153 93H156ZM166 92H168V91L166 90ZM172 92H174L173 94L176 95L175 90H174V91H171V93H172ZM185 92H182V91H181L180 93L183 94V93H185ZM193 92H195V91H193ZM133 93H132V94H133ZM139 93H140V92H139ZM139 93H138V94H139ZM143 93H142V94L140 93V96L144 95ZM153 93H152V95H153ZM159 93H160V92H159ZM180 93H179V94H180ZM187 93H188V91H187ZM195 93H196V92H195ZM195 93H194V94H195ZM237 93H238V92H237ZM88 94H89V93H88ZM161 94H162V93H161ZM163 94H166V93L163 92ZM163 94H162V97H164ZM173 94H172V95H173ZM188 94H189V93H188ZM188 94H187V95H188ZM212 94H215V93L212 92L211 95H212ZM117 95H118V94H117ZM117 95H116V98L118 97ZM127 95H128V94H127ZM148 95H149V94H148ZM148 95H147V99H148ZM156 95H157V93L155 94V96H156ZM167 95H169V93H167ZM177 95H178V94H177ZM183 95H184V94H183ZM189 95H190V94H189ZM195 95H196V94H195ZM209 95H210V94H209ZM211 95H210L209 97H210L211 99H213L214 97L211 96ZM218 95H219V94H218ZM239 95H242V96H244V97H242V99H240V98H239V97H240ZM83 96H85V97H87L88 99H90V98H91L90 96H93V95H92V94H91L90 96L88 95V96H89V97H88V96H86V94H85V95H83ZM120 96H121V101H119V104H120V103H121L122 105H123V104H126L127 101L124 100V99H125V97H123L124 95H123V96L120 95ZM133 96H134V95H133ZM137 96L140 97L139 95H137ZM137 96L135 95L134 97H136V99H140V100L142 99V98H137ZM155 96H153L154 99L156 98ZM165 96H166V95H165ZM185 96H186V94H185ZM216 96H217V94H216ZM216 96H215V97H216ZM231 96H232V95H231ZM231 96H230V98H231ZM235 96L237 97V95H235ZM235 96H232V97H234V99H235V98H236ZM122 97L124 98L123 100H122ZM128 97H129V96H128ZM145 97H146V96H144L143 99H144ZM149 97H151V95H150ZM160 97H161V96H159V94H158L157 98L160 99ZM162 97H161V98H162ZM167 97H168V96H167ZM172 97H174V96H172ZM175 97H176V96H175ZM177 97H178V96H177ZM212 97H213V98H212ZM218 97H219V96H218ZM87 98H85V99L87 100ZM92 98H93V97H92ZM116 98L113 97L114 102H115ZM118 98H119V97H118ZM118 98H117V100L120 99V98H119V99H118ZM131 98H133V97L131 96ZM230 98H229V102H228V103H231V102H232V103L234 104V103H236V101L238 100V99H235L236 101L234 102V101H233L234 99H231V100H230ZM149 99H150V98H149ZM165 99H166V98H163L164 102H163L162 99H160V100L163 102V104H162L163 106H164V103H166V101H168V100L165 101ZM167 99H169V100L171 99L170 101H172V100L174 101V98H170V96H169V98H167ZM175 99H176V98H175ZM214 99H215V98H214ZM117 100H116V104H117V102H118ZM150 100H151V99H150ZM150 100H149L148 102H152V101H150ZM156 100H157V99H156ZM177 100H178V98H177ZM222 100H223V98L221 99V102H220V100H218V101H219L220 103L225 102V99H224L223 101H222ZM239 100H238V101H239ZM99 101H100V100H99ZM99 101L97 102V106H98ZM122 101H123V102H122ZM124 101H125L126 103H125ZM129 101H130V100H129ZM135 101H137V100H135ZM138 101H139V100H138ZM157 101H158V100H157ZM157 101L153 100V102H156V103H157ZM161 101L158 102L159 104L157 103V105H159L158 108L160 107V102H161ZM179 101H180V99H179ZM184 101H185V99H184ZM189 101H190V100H189ZM227 101H228V99L226 100V102H227ZM230 101H231V102H230ZM242 101H241V102H242ZM244 101L242 102V103H243V106H244V108L242 107V108H243L242 111H243V112L245 111L244 113L246 114V110H247V109H246V110H244V109H245V108H248L247 105L249 106V104L245 105V104H244V103H245ZM247 101H248V102H247ZM101 102H102V101H100V103H101ZM112 102H113V101H112ZM114 102H113V103H114ZM141 102H143V100H141ZM145 102L147 103V100H145ZM145 102H143L142 104H144ZM153 102L150 103V104L154 105L155 103L153 104ZM175 102H176V100L174 101V103H175ZM181 102H182V101H181ZM219 102H217L216 104L218 105ZM100 103H99V105H102V103H101V104H100ZM129 103H130V102H129ZM131 103H132V102H131ZM177 103H178V102H176V105L179 104V103H178V104H177ZM220 103H219V105H221ZM242 103H240V106L242 105ZM93 104H95V103H93ZM108 104H110V103H108ZM116 104L114 103L113 105H116ZM233 104H232V105H233ZM110 105H111V104H110ZM113 105L110 106V107L113 108ZM129 105H131V104H129ZM144 105H145V104H144ZM147 105H148V104H147ZM157 105H156V106H157ZM162 105H161V106H162ZM165 105H166V104H165ZM180 105H182V104H180ZM222 105H223V103H222ZM224 105H225V103H224ZM229 105L232 106L231 104H229ZM234 105H237V103L234 104ZM94 106H96V105H91V106H89V107H90V108H94ZM97 106L95 107V111H96V109H97V110H98V109H99V110L102 109L101 106H100V108H97ZM102 106H103V105H102ZM117 106H118V104H117ZM133 106H134V107L136 106V108H135L136 110L133 109L134 111H136L135 114H134V112H133L131 109H130L131 112H130V110H129V111H126V112H128V113H129V112H130V113L133 112L132 116L134 115L133 117H136V118H134V119H137V116L141 115V114H139V113L141 112V110H139V107L137 108L138 105H133ZM150 106H151V105H149V106H147V107H150ZM156 106H155L154 108H157ZM166 106H167V105H166ZM230 106H229V108H230ZM240 106H239V104H238V107H239V108H240ZM245 106H246V107H245ZM251 106H249V107H251ZM89 107H88V109H89ZM131 107H132V105H131ZM134 107H133V108H134ZM168 107H172V105L169 106V104H168ZM173 107H175V105H174ZM221 107H222V106H221ZM234 107H236V106H234ZM257 107H258L259 109H261V110L258 109L259 112H258V110H255V111L253 112V110H254L255 108H257ZM145 108H146V107L144 106L143 112H144ZM165 108H166V107H165ZM165 108H164V109H165ZM175 108H176V110L178 109L177 107H175ZM229 108H228V109H229ZM236 108H237V107H236ZM236 108H235V109H236ZM108 109H110V108L107 107V110H108ZM116 109H117V108H116ZM140 109H141V107H140ZM148 109H149V108H148ZM148 109H147V110H148ZM161 109H162V108H161ZM164 109H163V110H164ZM170 109H172V108H169V110H170ZM173 109H174V108H173ZM173 109H172V110H173ZM213 109H215V108H213ZM217 109H219V108H217ZM225 109H226V106H224L222 112H224V111H227V112L229 111V112H231V109H230V110H227V109L225 110ZM232 109H233V108H232ZM93 110H94V109H93ZM104 110L107 111L106 109H104ZM111 110H112V109H111ZM113 110H114V112L119 113V115H121L122 113L125 114V112H123L122 109L120 110V108H119V110L122 111V113H121V112H118V110H115L114 108H113ZM137 110H139V111L137 112ZM147 110H146V111H147ZM151 110H154V109L152 108ZM151 110H149V112H152ZM163 110H159V112L161 111L162 113H164ZM219 110H222V108L219 109ZM236 110H237V109H236ZM240 110H241V108H240ZM240 110H239V111H240ZM248 110H249V112H250V108H248ZM90 111H91V113L93 112L91 109H90ZM95 111H94V112H95ZM155 111H156V110H154V113H155ZM173 111H174V110H173ZM193 111H194V110H193ZM195 111H196V110H195ZM195 111H194V112H195ZM215 111H216V110H215ZM234 111H235V110H234ZM239 111H236V112L238 113ZM242 111H240L238 114L240 115V113H241ZM98 112H100V111H98ZM98 112H97V113H98ZM112 112H113V111H112ZM112 112H111V113H112ZM219 112H220V111H219ZM243 112H242V115H244V117H245L247 114L245 115V114H243ZM247 112H248V111H247ZM249 112H248V114H249ZM91 113H89V114L91 115ZM120 113H121V114H120ZM136 113H138L139 115L136 116ZM157 113H158V112H156V114H157ZM162 113H160V114H162ZM205 113H206V112H205ZM216 113H217V112H216ZM237 113H236V114H237ZM263 113H264V111H262V115H264ZM89 114H88V115H89ZM93 114H94V113H93ZM115 114H116V113H115ZM150 114H151V116H153V115L155 116V115H156V114H153V112L150 113ZM152 114H153V115H152ZM158 114H159V113H158ZM160 114H159V115H160ZM181 114H182V113H181ZM238 114H237V115H238ZM250 114H249V115H250ZM257 114H254V115H251V116L253 117V116H256ZM260 114H261V113H260ZM117 115H118V114H117ZM117 115H114V116H117ZM125 115H126V114H125ZM125 115H124V116H125ZM184 115H185V114H184ZM184 115H183V116H184ZM215 115H216V114H215ZM218 115H219V114L217 113L216 116H218ZM221 115H222V114H221ZM83 116H84V115H83ZM92 116H93V115H92ZM156 116H158V115H156ZM161 116L163 117V115H161ZM169 116H170V115H169ZM169 116L167 115V118H168ZM174 116H175V115H174ZM179 116H180V115H179ZM224 116H225V115H224ZM257 116H258V115H257ZM259 116H261V115H259ZM86 117L88 118V121H87V119H85ZM164 117H166V115H165ZM175 117H178V116H175ZM175 117H174V118H175ZM185 117H187V116H185ZM226 117H227V116H226ZM228 117H229V116H228ZM230 117H231V116H230ZM232 117H233V116H232ZM249 117H250V116H249ZM261 117H262V116H261ZM89 118H90V120H89ZM91 118H92V117H89V116H84V117L82 118V119H83L82 123H84L83 125H84L85 128H86L85 123H87V122L89 123L90 121H92ZM93 118H94V119H93ZM93 118H92V119L95 121V114H94ZM111 118H112V117H111ZM114 118H115V117H114ZM139 118H140V117H139ZM150 118H151V117H150ZM156 118H158V117H156ZM156 118L153 117L152 120L155 121ZM174 118H172V119H174ZM190 118H191V117H190ZM247 118H248V117H247ZM172 119H171V121H172ZM179 119H181V117H179ZM193 119H194V117H193ZM218 119H220V120H219L220 123L222 122V124H223V123L225 124V122H223V121H225V120H223L224 118L222 119L223 121H221V117H220V118L217 117V119H215V120L218 121ZM229 119H230V118H229ZM238 119H240V118H238ZM112 120H113V119H112ZM112 120H111V121H112ZM120 120L123 121L122 119H120ZM131 120H133V119H131ZM150 120H151V119L148 120L149 123H150ZM152 120H151V123H152ZM161 120H162V118L160 117V120L157 119L156 121H157L158 123H159V122L161 123L162 121H164V120H162V121H161ZM184 120H185V118L183 117V121H184ZM215 120H214V121H215ZM84 121H87V122H84ZM115 121H116V119H115ZM117 121H118V119H117ZM121 121H119V122H121ZM124 121H126V119H125ZM124 121H123V122H124ZM136 121H137V120H136ZM148 121H147V123H148ZM154 121H153V124H155ZM176 121H177V120H176ZM179 121H180V120H178V122H179ZM181 121H182V120H181ZM219 121L215 123V124H217V127H219V124H220ZM228 121H229V120H228ZM230 121H231V120H230ZM237 121H238V120H237ZM263 121H264V120H263ZM92 122H93V121H92ZM113 122H114V121H112V124H113L112 128H111V126H110L111 124L109 125V126H110L109 129H108L109 131H110V130L112 131V129L114 130L113 127L115 126V123H113ZM126 122H128V120H127ZM131 122H132V121H131ZM157 122H156V123H157ZM178 122H177V124H176L175 122H174V124H173V125H176L177 128H178L179 123H180V122H179V123H178ZM184 122H186V121H184ZM184 122L181 123V127H182L183 125H184V126L186 125V126H185V128H186V127H187V124H188V123L190 124L192 121L189 120V122H186L187 124H186V123L184 124ZM110 123H111V122H110ZM117 123H118V122H117ZM124 123H125V122H124ZM132 123L135 124V122H132ZM136 123H137V122H136ZM169 123H170V122H169ZM171 123H172V122H171ZM192 123H193V122H192ZM134 124H130L131 127H132V126H135V127L138 126V125L136 126V125H134ZM189 124H188V125H189ZM193 124H194V123H193ZM227 124H228V123H227ZM238 124H240V123H238ZM83 125H82V127H83ZM88 125H89V127H91L92 124H87V127H88ZM120 125L123 126V125H125V124H123V123H121V124L119 123V125L117 124V126L121 127ZM145 125H148V126H145V127H149L150 124H145ZM151 125H152V124H151ZM177 125H178V126H177ZM191 125H192V124H191ZM126 126H127V125H126ZM128 126H129V125H128ZM143 126H144V125H143ZM155 126H157V125L155 124ZM169 126H171V125H169ZM189 126H190V125H189ZM194 126H195V124H194ZM194 126H192V127H194ZM197 126H199V125H197ZM223 126L225 127L226 125H223ZM223 126H222V127H223ZM82 127H81V128H82ZM181 127H180V128H181ZM192 127H189V128L192 130ZM205 127H206V124H205ZM207 127H208V126H207ZM229 127H230V126H229ZM257 127H258V126H257ZM85 128H83V129L85 130ZM106 128H107V127H106ZM110 128H111V129H110ZM115 128H117V127H115ZM124 128H125V127L123 126V127H122V132L125 131V130H123ZM142 128H144V127H142ZM142 128H140V130H141ZM153 128H155V127H153ZM153 128H152V129H153ZM180 128H179V129H180ZM185 128H183L182 131H180L181 129H180L179 131H178V129H176L177 131L175 130L176 132H173L172 134H171V133H168V134H171V135H164V134H165V133H164V134H161V135H159V136H157V135L154 136V134H150V136H146V135H147V134H146L147 130L145 129V130H146V132H145V136H146V137L144 136L145 138H143V139H144V142L146 143L145 148H147V147H149V148H148V150H147V153L144 154V155L146 156L147 159H146V158H140V159H143V160H144V163H145V161H146V163H147V160L149 159V160L153 163L152 166H154L155 168L157 167V169L159 168V169H158L159 171L161 170L162 175H163V171L166 172V175H167L168 177H169L170 174H168L167 172H171V171H174V172H181L182 175H183V172H182V171H185V172H186V170L188 171L190 164H192L191 162L194 161V160H193L194 158L196 159V157H197V158H198V157H199V158L202 157V155H201V156H195V155H197V153L195 154V153L192 152V153H190V157H189V156H186V157H183V156H182V158H180L179 160L177 159V161L171 159L170 157H169V158H166V157H168L169 155L171 156V154H173L172 152H174L176 149L179 148L178 144H176L175 141H179V142L182 144V143L185 141V139H186V141H187V138H189V136H190V138H191L192 134H194V133L197 131V129H196V130L193 129V130H195L194 133H192L193 130H192L191 132H190V131H184V130H187V129H188V128H186V129H185ZM196 128H198V127H196ZM215 128H216V127H215ZM230 128H232V127H230ZM88 129H89V128H88ZM91 129H92V127L90 128V131H91ZM117 129H118V128H117ZM149 129H150V127H149ZM199 129L201 130L202 128L200 127ZM245 129H246V128H245ZM245 129L242 128L241 130H245ZM255 129H257V128H255ZM259 129H261V128H259ZM93 130H94V129H92V132H93ZM100 130H101V129H100ZM106 130H107V129H106ZM118 130H119V129H118ZM118 130H117V131H118ZM154 130H155V129H154ZM202 130H203V129H202ZM213 130H214V129H213ZM227 130H228V129H227ZM231 130L233 131V129H230V130H228V131L231 132ZM234 130H235V129H234ZM241 130H240V131H241ZM251 130H252V129H251ZM253 130H254V129H253ZM262 130H263V129H261V131H260V130H258V131L255 130V131H256L257 134L261 132V134H262V136H263L264 133H263ZM77 131H79V129H78ZM114 131H115V130H114ZM117 131H116V132H117ZM143 131H144V129H143ZM210 131H212V130H209V132H210ZM214 131H216V130H214ZM214 131H213V132H214ZM246 131H247V129H246ZM29 132H30V131H29ZM101 132H102V130H101ZM101 132H97V133L100 134ZM116 132H115V133H116ZM141 132H142V131H141ZM154 132H155V131H154ZM164 132H165V131H164ZM189 132L192 133V134L190 135ZM200 132H202V131H200ZM233 132H234V131H233ZM236 132H239V131H237V129H236ZM79 133H80V131H79ZM82 133H83V131H82ZM97 133H96V135H97ZM103 133H105V134L108 133V134H109V132H106V131H105V132L103 131ZM103 133H101V135H102ZM110 133H111V132H110ZM115 133H113L114 136H115V139H116V138L118 139L119 137H122V136H123V135H121L119 132H118V134H117V136H116ZM124 133H125V132H124ZM142 133H143V132H142ZM148 133H149V130H148ZM151 133H152V131H151ZM158 133H159V132H158ZM160 133H161V132H160ZM188 133H189V135H188ZM242 133H243V132H242ZM244 133H245V135H246V134L249 133V131H248V133H246V132H244ZM244 133H243V134L240 133L241 136H242V139H244V141L241 139V142H243V143H241L239 140H237V138H235V139L237 140V142H236V140L233 141L232 139H233L234 135H233L232 139L229 138V140H232L233 142L237 143V145L239 144V142L241 143V145L239 144V145L241 146V148H239V145L236 147V145H234L233 142H232V144H233L232 148H234V146H235L236 148H238L237 150L234 149V150H235L234 154L236 153V155H238V154L240 153L238 156L241 158V160L251 161V163H246V165H250V166H252V167L255 168V170L257 171V174L259 175V178H258V179H260V178L264 179V146H263V144H264V137L259 136V135H261V134H259L258 136H255V133L252 132L253 135L248 134V135H250V136L247 135L246 137H248V138L245 137V138H246V139H245V138L243 137V136H245ZM250 133H251V132H250ZM94 134H95V133H94ZM155 134H157V133H155ZM195 134H197V133H195ZM212 134H213V133H212ZM230 134H231V133L228 132V135H229V136L226 135V134H225V135H226V137H227V136H228V137H231ZM233 134H234V133H233ZM90 135H91V134H90ZM106 135H107V134H106ZM106 135H105V137H106ZM110 135H111L112 140H113V136H112V134H110ZM131 135H132V134H131ZM148 135H149V134H148ZM151 135H153V136L151 137ZM172 135H173V136H172ZM197 135H198V134H197ZM208 135H209V134H208ZM210 135H211V134H210ZM103 136H104V135H103ZM107 136H109V135H107ZM125 136H126V133H125ZM170 136H171V137H170ZM211 136L213 137V135H211ZM241 136H240V137H241ZM92 137H93V136H92ZM100 137H101V136H100ZM111 137L109 136V137H107V138H111ZM123 137H124V136H123ZM222 137H223V135H221V138H222ZM236 137H237V136H236ZM240 137H239V138H240ZM81 138H82V137H81ZM81 138L78 137V139H77V141L79 140V143H80ZM94 138H96V137H94ZM94 138H93V140H94ZM97 138H98V135H97ZM192 138H193V137H192ZM224 138H225V137L222 138L223 141L226 140V138H225V139H224ZM89 139H92V138H89ZM115 139H114V141H115ZM117 139H116V140H117ZM121 139H123V138H121ZM121 139H120V140H121ZM151 139H154L153 141H154V142L157 141V143H155V145H154V144L152 145L151 142L149 143V141H150ZM166 139L168 140V144L165 143V142H166ZM210 139H211V138H210ZM75 140H76V138H75ZM75 140H74V141H75ZM98 140H99V138H98ZM118 140H119V139H118ZM126 140H127V139H126ZM135 140H136V138H135ZM174 140H175V141H174ZM82 141H83V140H82ZM107 141H108V140H107ZM124 141H125V140H124ZM146 141H147L150 145H149ZM170 141H172V142H170ZM173 141H174V142H173ZM190 141H191V140H190ZM215 141H216V140H215ZM238 141H239V142H238ZM86 142H87V141H86ZM88 142H90V141H88ZM115 142H116V141H115ZM119 142H120V141H119ZM163 142H164V143H163ZM169 142H170V144H169ZM221 142H222V141H221ZM226 142H227V140H226ZM226 142H224V144H225ZM251 142H255V143H252V144H251ZM74 143H75V142H74ZM76 143H77V142H76ZM90 143H91V142H90ZM94 143H95V142H94ZM97 143H98V142H96L95 144H97ZM124 143H125V142H124ZM131 143H132V142H131ZM173 143H175V144H173ZM180 143H179V145H180ZM184 143H185V142H184ZM227 143H229V142H227ZM227 143H226V144H227ZM80 144H81V143H80ZM80 144H79V145H80ZM95 144H94V145H95ZM101 144H102V143H101ZM136 144H137V143H136ZM171 144H172V146H171ZM221 144H222V143H221ZM79 145H77L76 147H79V148H80ZM98 145H99V144H97V147H98ZM113 145H114V144H113ZM140 145H142V147H143V145H145V144H143V143H142V144L139 143V145H136V146L139 147ZM132 146H134V145L132 144ZM225 146H226V145H225ZM95 147H96V146H95ZM95 147H93V148H95ZM180 147H181L182 150H185V151L188 149V148H184L183 146H180ZM193 147H194V146H193ZM219 147H220V146H219ZM229 147H231V143H229ZM40 148H42V147H40ZM40 148H39V151H40ZM93 148H91V152H92V149H93ZM99 148H100V147H99ZM143 148H144V147H143ZM143 148H142V149H143ZM169 148H170V149H169ZM172 148H173V149H172ZM194 148H195V147H194ZM196 148H197V147H196ZM232 148H230V149H232ZM63 149H64V148H63ZM174 149H175V150H174ZM189 149H190V148H189ZM79 150H81V149H79ZM95 150H96V149H95ZM98 150H99V149H98ZM161 150H164V151H161ZM167 150H168V151L171 150V151H169L168 153L164 154L163 152H166ZM172 150H173V151H172ZM178 150H180V149H178ZM198 150H199V149H198ZM234 150H233V151H234ZM238 150H239V151H238ZM56 151H57V150H56ZM61 151H62V149L59 150V152H61ZM76 151H77V150H76ZM76 151L73 152V153H75L74 156H78V155L80 156L81 153L79 154V153H78L79 151H78V152H77L78 154H76ZM84 151L86 152L87 150H82V152L85 154ZM88 151H89V150H88ZM93 151H94V150H93ZM126 151H127V150H126ZM126 151H125V152H126ZM159 151H160V152H159ZM233 151H232V152H233ZM54 152H55V151H54ZM59 152H58V151L55 152L56 155H57ZM91 152H90V153H91ZM97 152H98V151H97ZM106 152H107V151H105L104 153L106 154L107 158H108V156L110 157V155H108ZM108 152H110L109 154H111V151H108ZM176 152H177V151H176ZM198 152H200V151H198ZM49 153H50V152H49ZM99 153H100V152H99ZM104 153H103V154H104ZM112 153H113V152H112ZM133 153H134V152H133ZM161 153H162V154H161ZM50 154H51V153H50ZM53 154H54V153H53ZM84 154H83V155H84ZM105 154H104V155H105ZM198 154H199V153H198ZM226 154H227V153H226ZM234 154H233V156L235 157L236 155H234ZM81 155H82V154H81ZM98 155H99V154H97V156H98ZM101 155H102V153H101ZM104 155H103V156H104ZM111 155H113V154H111ZM130 155H131V154H130ZM144 155H143V157H145ZM150 155H152V156L155 155L156 158H155V157H149ZM156 155H157V156H156ZM185 155H186V154H185ZM219 155H220V154H219ZM227 155H228V154H227ZM37 156H39V155H37ZM41 156H42V155H41ZM84 156H85V155H84ZM84 156H81V157H84ZM43 157H44V156H43ZM131 157H132V156H131ZM134 157H136V156H134ZM140 157H142V155H140ZM224 157H225V156H224ZM239 157L236 156L235 158H239ZM38 158H39V161L37 160ZM38 158H37V157L35 158V159L37 160V163L40 162V160L42 161V159H40V157H38ZM75 158H76V157H75ZM138 158H139V156H138ZM164 158H166V159H164ZM235 158H234V159H235ZM240 158H239V159H240ZM33 159H34V158H33ZM85 159H86V158H85ZM127 159H128V158H127ZM136 159H137V158H136ZM136 159H134V160H136ZM239 159H238V160H239ZM31 160H32V159H31ZM31 160H29V161H31ZM36 160H35V161H36ZM67 160H69V159H67ZM73 160H74V159H73ZM73 160H72V161L70 160L71 162H73L72 165H76V164H74V161H73ZM79 160H80V157H79V159L77 160L78 162L75 161V163H79ZM83 160H84V159H83ZM83 160H81V163H82ZM149 160H148V161H149ZM29 161H28V164H29ZM32 161H33V160H32ZM46 161H47V160H46ZM70 161H68V162H70ZM114 161H115V160H114ZM117 161H118V160H117ZM128 161H130V160H128ZM195 161H196V160H195ZM204 161H205V160H204ZM206 161L208 162V159H207ZM33 162H34V161H33ZM33 162L30 163L31 166H33L34 163H35V166H36V165H37L36 162H34V163H33ZM85 162H86V161H83V163H85ZM87 162H88V161H87ZM120 162H121V161H120ZM123 162H124L125 165L128 166V167L131 166L132 164H134V163H131V164L127 165V164H126L127 162H125V160H123ZM131 162H133V161L131 160ZM134 162H136V161H134ZM138 162H139V164H140V162L142 163L141 160H140V161L138 160ZM138 162H136V163H138ZM207 162H206V163H207ZM226 162H227V160H226ZM228 162H229V160H228ZM81 163H80L79 165H81ZM115 163H116V161H115ZM124 163H123V165H124ZM144 163H143V164H144ZM146 163H145V164H146ZM164 163H165V164H164ZM206 163H205V164H206ZM210 163H214V162L211 161ZM229 163H230V162H229ZM232 163H233V162H232ZM232 163H231V164H232ZM234 163H235V162H234ZM38 164H39V163H38ZM41 164H45V159H44V163H41V162H40V165H41ZM65 164H67V163L63 160V162L60 161V164L58 163V164L56 165V166H58V167H57V171H58V168L60 169V171H62V173H61V172H58V174H60V173L63 174V173L66 172L65 168L68 167V166H66ZM69 164H70V163H69ZM87 164H88V163H87ZM139 164H138V165H139ZM143 164H141V165H143ZM200 164H201V163H200ZM208 164H209V162H208ZM79 165H78V167H79ZM83 165H84V164H83ZM85 165H86V164H85ZM125 165H124V166H125ZM135 165L137 166V164H135ZM141 165H140V167H142V169H143V167H145V165H143V166H141ZM147 165H149V164L147 163ZM237 165H239V164H237ZM26 166H27V165H26ZM28 166H29V165H28ZM81 166H82V165H81ZM81 166H80V167H81ZM91 166H93V165H91ZM91 166H90V164H89V167L86 165V167L84 166V168H90V170H91V168L93 169V167H91ZM121 166H122V164H121ZM126 166H125V167H126ZM132 166H133V165H132ZM136 166H135V167L133 166V167L136 169V168H137ZM150 166H151V164H150ZM152 166H151V167H152ZM202 166H203V165H202ZM204 166L207 167V165H204ZM54 167H55V166H54ZM71 167L73 168V166H71ZM78 167L75 168L76 170L73 169L74 171H72V169L70 170L69 167H68V169L74 173L75 171H76V172L79 171V168H78ZM98 167L101 168V167H103V166H101V167L98 166ZM133 167H132V169H133ZM140 167L138 166V169H139V170H140ZM154 167H153V168H154ZM206 167H205V168H206ZM12 168H13V167H12ZM29 168H30V167H29ZM31 168H32V167H31ZM77 168H78V169H77ZM94 168L97 170V167H96L95 165H94ZM99 168H98V169H99ZM108 168H110V169L108 170L107 167H106L105 169H106L107 171H111V172H107V174H109V173L112 174V171H113L114 169L117 170L116 168L112 169L113 167L111 168L110 166H109ZM145 168H146V167H145ZM148 168H149V167H148ZM148 168H147V169H148ZM153 168H152V169L149 168V169L153 170ZM223 168H224V167H223ZM223 168H222V169H223ZM13 169H14V168H13ZM55 169H56V167H55ZM68 169H67V171H68ZM80 169H81V168H80ZM95 169H94V170H95ZM105 169L103 170V169L101 168V170H103V171H105ZM111 169H112V170H111ZM129 169H130V167H129ZM147 169H144V170L148 171ZM225 169H226V168H224V170H225ZM64 170H65V172H63ZM90 170H87V173H88V174L90 173ZM96 170H95V172H97ZM101 170L99 169L98 171L101 172ZM126 170H127V168H126ZM130 170H131V169H130ZM151 170H150V171H151ZM162 170H163V171H162ZM198 170H200V169H198ZM226 170H227V169H226ZM229 170H230V169L228 168V171H229ZM231 170H232V169H231ZM103 171H102V173H103ZM128 171H129V170H128ZM131 171H135V170L133 169V170H131ZM146 171L143 172V170H142V172H141V170H140L139 173L142 174V173H145ZM150 171H148V172H150ZM154 171H156V169H155ZM190 171H191V170H190ZM228 171H226V172H228ZM72 172H70V173L72 174ZM93 172H94V171H93ZM185 172H184V174L186 175ZM188 172H189V171H188ZM200 172H201V171H200ZM200 172H199V173H200ZM217 172H218V171H217ZM233 172H234V171H232V173H233ZM67 173H68V172H67ZM78 173H79V172L74 173L75 176H77ZM102 173H99L100 176L103 175ZM139 173H138V171H137L136 174H139ZM151 173H153V172L151 171L149 174H151ZM161 173H159V174H161ZM189 173H190V172H189ZM193 173H194V172L192 171V174H193ZM207 173H208V172H207ZM219 173H220V170H219ZM219 173H218V175H220ZM232 173H231V174H232ZM88 174H87V175H88ZM91 174H92V173H91ZM91 174H90V175H91ZM96 174H97V173H96ZM99 174H98V175H99ZM104 174H106V172H105ZM114 174H115V173H114ZM130 174L133 175V172L130 173ZM141 174H139V175L141 176ZM156 174H157V173H156ZM164 174H165V173H164ZM173 174H174V173H173ZM176 174L178 175V173H176ZM176 174H175V175H176ZM190 174H191V173H190ZM195 174L197 175L198 172L195 171ZM195 174H194V176L197 177L199 181L202 180V183L205 181V180H203L204 178H202V177H205V178H206V175H207V174H205V173H204L205 175L202 174V175H203V176L201 175V178H202V179L199 178V177H200L199 174H198L199 177L196 176ZM211 174L213 175V173H211ZM211 174H209V175H211ZM215 174H216V173H214V175H215ZM231 174L229 173L230 176H231ZM40 175L43 176V174H40ZM44 175H46V174H44ZM48 175H49V174H48ZM50 175H56V176L58 177L59 182H60V180H61L60 183H61V185H62V180H63L62 177L64 178V176H65L64 174H63V176H61V177H60L59 175H57L56 173L54 174V172H53V174H50ZM50 175H49V177H50ZM79 175H80V174H79ZM85 175H86V173H84V176H85ZM87 175H86V176H87ZM112 175H113V174H112ZM112 175L109 174V175H107V177H108V176H112ZM116 175H117V174H116ZM134 175H135V174H134ZM143 175H144V174H143ZM166 175H164V177H165ZM171 175H172V174H171ZM175 175H172V176H175ZM179 175H180V174H179ZM212 175H211V176H212ZM216 175H217V174H216ZM229 175H228V176H229ZM42 176H39V178L41 177V179H42ZM66 176H67V174H66ZM73 176H74V175H73ZM75 176H74V178L71 176V177L73 178V180H74V179H77V178H75ZM84 176L82 175L83 180L85 179ZM95 176H97V175H95ZM95 176L93 175V177H94L96 180H98L99 183H98L96 180H94V181H96V182L98 183V185H99V184L102 185L101 182H100V181L103 180V179H101L102 176H101L100 180L97 179L98 176H97V177H95ZM127 176H129V175H127ZM127 176H126V179H127ZM145 176H147L146 173H145ZM145 176H144V177H145ZM148 176H149V175H148ZM157 176H158V175H157ZM183 176H184V175H183ZM187 176H188V178H190V180H191V176L194 177L193 175H191V176L187 175ZM187 176H186V177H187ZM222 176H224V175H222ZM225 176H226V175H225ZM225 176L223 177L224 179L222 180V181H223V184H224L226 178L228 177V176H226V178H225ZM230 176H229V177H230ZM233 176H234V177H233ZM44 177H45V176H43V178H44ZM53 177H55V176H53ZM53 177L51 176L50 178L55 179V181H57V177H56V178H53ZM67 177H70V175L67 176ZM107 177L104 178V176H103L104 181H105V179H106ZM114 177H115V176H114ZM123 177H125V176L123 175ZM134 177H136V175H135ZM144 177H143V178H144ZM152 177H153V176H152ZM159 177H160V176H158V179H157V180H156L157 177L154 179V180H156L157 185H158V182H157V181H159V179H162V177H160V178H159ZM164 177H163V178H164ZM175 177H176V176H175ZM180 177H182V176H179V178H180ZM184 177H185V176H184ZM207 177H208L209 179L211 178V180L213 179V176L210 177V176L207 175ZM232 177L235 178V180L233 179L235 182L237 181V182H236V186H235V188H234L235 191H237V193L234 192V191H233V192L235 193V195L238 194V193L241 194V196H238V197H241V198H242V196H244V194H242V193H245V191H246V190H245V189H246L245 187L248 185V184H246V183L244 182V180H245V173H244V172H238V171H237L235 174L232 175ZM232 177H231V178H232ZM1 178H2V180H3V177H1ZM1 178H0V180H1ZM36 178H37V176H36ZM50 178H49V181L51 180ZM59 178H61V179H59ZM88 178H89V177H88ZM88 178H87V179H88ZM116 178H117V177H116ZM120 178H121V177H120ZM137 178H138V180H139L140 177L138 176ZM141 178H142V177H141ZM141 178H140V179H141ZM166 178H167V177H166ZM176 178H177V177H176ZM215 178H219V179H220L219 176H218V177L215 176ZM215 178L213 179L214 184H220V183H218V181H217V183H215V182H216L215 180H218V179H215ZM231 178H230V179H231ZM44 179H45V178H44ZM67 179H68V178H67ZM67 179H66L65 181H67ZM87 179H86L87 184H88V183H91V184L93 183V181H92V177H91V182H90V180L88 181ZM89 179H90V178H89ZM108 179H111V178L109 177ZM108 179L106 180V182L108 181ZM130 179H131V178H130ZM144 179H145V178H144ZM167 179H169V178H167ZM185 179L187 180V178H182V180H185ZM200 179H201V180H200ZM221 179H222V178H221ZM221 179H220V181H221ZM80 180H81V179H80ZM80 180H79V181H80ZM115 180H116V179H115ZM128 180H129V179H128ZM165 180H166V179H165ZM165 180H164V182H166ZM169 180H170V179H169ZM169 180H168V181H169ZM171 180H172V179H171ZM179 180H180V179H179ZM190 180H189V179L187 180V181H189V184H190ZM192 180L194 181L195 179H192ZM211 180H210V181H211ZM250 180H251V179H250ZM51 181H52L53 184H52V183H51L52 185H51V184H48V183H50ZM51 181L48 182V178H47V180H46V183H47V185H48L49 187H48V186H45V187L42 188L43 185L40 186V185L38 184V185H39V189H38L39 192L41 191V188L44 189V190H50V192H51V189H48V188H50V185L53 186V187H54V185H55V188H56L57 185L54 184L55 181H54V180H51ZM65 181H63V182H65ZM74 181H76V180H74ZM86 181L84 180L83 182H86ZM161 181H162V180H161ZM161 181H160V182H161ZM196 181H197V179H196ZM222 181H221V183H222ZM67 182H68V181H67ZM70 182H71V180H70ZM70 182H69V183H70ZM76 182H78V181H76ZM80 182H81V181H80ZM80 182H79V183H80ZM83 182H81V183L83 184ZM106 182H105V183H106ZM110 182H112V181H109V183H110ZM115 182H117V181H115ZM138 182H139V181H138ZM153 182H154V181H153ZM184 182L186 183V181H184ZM184 182H183V183H184ZM191 182H192V181H191ZM206 182H207V179H206ZM206 182L204 183V185L206 184ZM57 183H58V181H57ZM69 183H68V185H67L66 182H65V185H64V186H65V187L67 186L68 188H71L72 186H69ZM71 183H72V182H71ZM112 183H113V182H112ZM135 183H136V182H135ZM147 183H148V182H147ZM162 183H163V182H162ZM171 183H172V181H171ZM196 183L198 184V182H196ZM200 183H201V182H200ZM207 183H208V182H207ZM228 183H229V182H228ZM58 184H59V183H58ZM73 184H74V183H73ZM73 184H72V185H73ZM87 184H86V185H87ZM95 184H96V183H95ZM103 184H104V183H103ZM106 184H108V182H107ZM106 184H105V185H106ZM137 184H138V183H137ZM148 184H150V182H149ZM151 184H152V182H151ZM151 184H150V185H151ZM154 184H155V183H154ZM169 184H170V183H169ZM186 184H187V183H186ZM186 184H184V186L187 187L189 184H188V185H186ZM197 184H196V185H197ZM211 184H212V183H211ZM214 184H213V185H214ZM225 184H226V188H227V186H230V185H229L230 183L227 184V182H225ZM225 184H224V187H223V188H222V187L220 188L222 191H223V189L225 188ZM38 185L32 186V188H34V187L36 188V186H38ZM70 185H71V184H70ZM92 185H94V183H93ZM105 185H104V187H105ZM108 185L110 186V184H108ZM112 185H113V184H111V187H112ZM129 185H130V184H129ZM134 185L137 186L136 184H134ZM140 185H141V183H140ZM143 185H144V184H143ZM143 185H142V186H143ZM145 185H146V181H145ZM162 185H163V184H162ZM167 185H168V184H167ZM167 185L165 184L166 187H167ZM179 185H180V184H178V186H179ZM199 185H200V186H199ZM199 185H197V186H198L197 188H198V190L200 191V188L202 187L203 184H199ZM204 185H203V187H204ZM207 185H208V184H207ZM207 185H205V186H207ZM221 185H222V184H221ZM231 185H232V184H231ZM59 186H60V185H59ZM83 186L86 188L85 183H84ZM87 186H88V185H87ZM106 186H107V185H106ZM109 186H107V190L105 189V190L102 192V194L99 196L98 193H95V188L97 187V184H96V187H94V189L92 188V190H93L94 192L91 190V192H92L93 194H91L90 191H88L90 194H89V196H87V200H86V198L84 199V198L82 197V196H84V195H82V196H77V199H78V197H80V199H81V197H82L84 200H86V204H88V201H90V200H89V197H90V198L93 199V201L95 202V203H93V205H91V207L96 206V207H98V208H97L98 210L103 211V210H102V209H104L103 207H104V206H107V207H105V208H108V209L110 208L109 211L111 212V205H110V204L113 205L114 202L117 203V202L119 201L120 198H119V196H118L119 194L117 193V191L113 190V189H112L113 187L110 189ZM147 186H149V185H146V186H144V187H147ZM152 186H153V185H151V187L149 186V188H152ZM159 186H160V183H159ZM165 186H164V187H165ZM190 186H191V184L189 185V187H190ZM192 186H193V185H192ZM209 186H210V185H209ZM209 186H208V187H209ZM211 186H212V185H211ZM217 186H218V185H217ZM222 186H223V185H222ZM40 187H41V188H40ZM47 187H48V188H47ZM53 187H52V191H54V193L57 192L58 189H60V188H57L56 191H55V190H54L55 188H53ZM65 187H63V188H65ZM99 187H100V186H99ZM101 187H102V186H101ZM108 187H109V189H108ZM114 187H115V186H114ZM128 187H131V186H128ZM139 187H140V186H139ZM139 187H138V188H139ZM179 187H180V186H179ZM181 187H183V186H181ZM199 187H200V188H199ZM208 187H207V188H208ZM219 187H220V186L216 187V185H214V191H216ZM35 188H34L35 194H34V193H32V194H34L35 197H38L39 195H36V190H37V189L35 190ZM45 188H46V189H45ZM85 188H84V190L86 191ZM133 188H136V190L138 189L137 187H134V186H133ZM184 188H185V187H184ZM190 188H191V190L194 191V192H190V191H188V192H190V193H192V194H196V193H195V189H194L193 187H190ZM190 188H189V190H190ZM212 188H213V187H212ZM216 188H217V189H216ZM229 188H231V187H229ZM232 188H233V187H232ZM61 189H62V188H61ZM65 189H66V188H65ZM65 189H64V190H65ZM99 189H100V188H99ZM114 189H115V188H114ZM140 189H142V188L140 187ZM185 189H187V188H185ZM185 189H184V190H185ZM210 189H211V188H210ZM215 189H216V190H215ZM234 189H233V190H234ZM247 189H248V188H247ZM38 190H37V191H38ZM66 190H67V189H66ZM66 190H65V191H66ZM69 190H70V189H69ZM69 190H67V191H69ZM72 190H73V189H72ZM81 190H82V189H81ZM89 190H90V189H89ZM96 190H97V189H96ZM201 190H203V193H204V195H205V192H204L205 189L201 188ZM227 190H228V189H227ZM73 191H74V190H73ZM98 191H99V190H98ZM98 191H97V192H98ZM137 191H139V190H137ZM140 191H141V190H140ZM140 191H139V194L141 193ZM162 191L164 192V190H162ZM182 191H183V189H182ZM185 191H186V190H185ZM185 191H184V193L187 194V193H186L187 191H186V192H185ZM205 191H206V190H205ZM207 191H209V188L207 189ZM225 191H226V190H225ZM29 192H30V191H29ZM29 192H28V195L31 194V193L29 194ZM31 192H32V191H31ZM39 192H38V193H39ZM42 192H45V191H42ZM59 192H60V191H58V192L55 193V194H58V196H59V195H60ZM71 192H72V191H71ZM82 192H83V190H82L80 193H82ZM133 192H134V191H133ZM155 192H156V191H155ZM163 192H160V195H161V193H163ZM200 192H201V191H200ZM209 192L213 193L211 190H210ZM216 192H217V191H216ZM216 192H215V193H216ZM38 193H37V194H38ZM60 193H61V192H60ZM64 193H65V192H64ZM68 193H69V192H68ZM73 193H74V192H72V194H73ZM78 193H79V192H78ZM86 193H87V191H86ZM100 193H101V190H100ZM190 193H188V195H189ZM207 193H208V192H207ZM253 193H254V192H251V193H250V195L252 194V195H251V199H253V200H257L256 197H262V198L264 199V194H263V193H261V192H259V191H256L254 194H253ZM47 194H48V191H47ZM49 194H51V193H49ZM61 194H62V193H61ZM134 194H135V193H134ZM134 194H133V195H134ZM139 194H138L137 196H136V194H135V196L138 198V196H140ZM142 194H144V193L142 192ZM165 194H166V193H165ZM165 194H162V196H166ZM197 194H198V192H197ZM209 194H210V193H209ZM239 194H238V195H239ZM255 194H256V195H255ZM41 195H42V194H41ZM45 195H46V194H45ZM52 195H53L52 198H49L50 200H48V198H47L46 200H48V201L51 202V200L54 198V194H52ZM64 195H66V193H65ZM69 195H70V194H69ZM69 195H68V196H69ZM86 195H88V194H86ZM128 195H129V194H128ZM133 195H131V198L133 197ZM156 195H159V194L156 193ZM156 195H153V197L155 198ZM181 195H183V194L181 193ZM190 195H191V194H190ZM32 196H33V195H32ZM32 196H31V197H32ZM34 196H33V198L35 199ZM43 196H44V195H43ZM72 196H74V194H73ZM125 196H126V195H125ZM125 196H124V197H125ZM141 196H142V195H141ZM141 196H140V197H141ZM143 196H145V195H143ZM183 196H184V195H183ZM209 196H210V195H209ZM236 196H237V195H236ZM18 197H19V194H18ZM26 197H27V195H26ZM39 197H40V196H39ZM39 197H38V200H37V201H35V202L33 201L34 203H33V202H31V203H33V204H36V202H39V203H40V199H41V198L39 199ZM47 197H48V196H47ZM64 197H65V196H64ZM64 197H63V195L60 196L61 200H59V201H62V202H63V201H66L67 198L64 199ZM66 197H67V196H66ZM69 197H70V196H69ZM69 197H68V198H69ZM84 197H85V196H84ZM120 197H122V196L120 195ZM126 197H127V196H126ZM129 197H130V196H129ZM140 197H139V198H140ZM157 197H158V196H157ZM159 197H161V196H159ZM159 197H158V198H159ZM187 197H188V196H187ZM20 198H21V197H19V199H17V197H16L14 200L17 199V200H19L20 203H21V201H22V203H23V200L25 199V197H24V199H23V197H22V200H21V201H20ZM29 198H30V197H28L27 199H29ZM55 198H56L57 201H58V197H57V195H55ZM60 198H59V199H60ZM62 198H63V199H62ZM133 198H135V197H133ZM137 198H136V199H137ZM141 198H143V197H141ZM161 198H162V197H161ZM221 198H222V197H221ZM235 198H237V197H235ZM241 198H240V199H241ZM248 198H250V197H248ZM56 199H55V200H56ZM69 199L71 200V197H70ZM74 199L76 200V198H74ZM80 199H78V201H79ZM83 199H81V201H79V202H82ZM121 199H122V198H121ZM206 199L208 200L209 197L206 198ZM240 199L237 198V201H239ZM243 199H244V197H243L241 200H243ZM25 200H26V199H25ZM53 200H54V199H53ZM70 200H69V201H70ZM72 200H73V199H72ZM72 200H71V202H72ZM210 200H211V199H210ZM213 200H214V199H213ZM249 200H250V199H249ZM253 200H251V201H253ZM31 201H32V199H31ZM59 201H58V203H59ZM78 201H77V202L75 201L76 204L78 203ZM93 201H91V202L89 203V205H90ZM139 201H140V200L138 199V202H139ZM214 201H215V200H214ZM19 202H18V204H19ZM25 202H26L27 205L30 204V203H29L30 200H29V202L24 201V203H23L22 205H24ZM42 202H43V201H42ZM55 202H56V201H55ZM62 202H60V203L62 204ZM67 202H68V201H67ZM75 202H73L74 205H75ZM83 202H84V201H83ZM83 202H82V203H83ZM134 202H135V201H133V203H134ZM207 202H209V201H207ZM211 202H212V201H211ZM46 203H48V202H45V204H46ZM51 203H52V202H51ZM115 203H114V205H115ZM135 203H136V202H135ZM135 203H134V204H135ZM33 204H32V208H33V206H34V208H35V205H33ZM45 204L43 203V205H45ZM48 204H50V203H48ZM61 204L59 205V207L61 206V208H62L63 206H65L64 203H63L62 205H61ZM66 204H67V203H66ZM71 204H72V203H71ZM84 204H85V203H83V204H79V205H81V207L78 206V207H79V211L82 210V209H81L82 207H83V210H86V208L84 209V206H82V205H84ZM137 204H138V203H137ZM52 205H53V204L49 205V207H51V210H50L51 213L53 212L52 210H54V209L57 210V213H58V211H61V210H60L61 208L58 209L57 205H56L57 208L52 207ZM54 205H55V203H54ZM54 205H53V206H54ZM67 205H68V204H67ZM72 205H73V204H72ZM37 206H39V208L41 207L39 204H37ZM37 206H36V207H37ZM46 206H47V205H46ZM85 206H86V205H85ZM115 206H116V205H115ZM115 206H114V207H115ZM20 207H21V205H20ZM20 207H19V208H20ZM25 207H26V205H25ZM30 207H31V204H30ZM74 207H76V205H75ZM99 207H102V208L100 209ZM22 208H23V207H22ZM27 208H28V209L24 208V209H26L25 212L22 210V211H23L22 214L25 213V215H28V214H26V213H29V212L31 211V212H30L31 215H32V216H35V219H38V217H39V216L37 217L38 214H37V215H36V214L33 215V212H32V211L36 210L38 207H37L36 209L33 208V210H31V208H29V206H27ZM39 208H38V209H39ZM43 208L46 209L47 207L45 208V206H44V207H42V209L40 208V210H41V211H42V210L44 211ZM66 208H67V206H66ZM71 208L73 209V206H72ZM87 208H88V206H87ZM20 209H21V208H20ZM20 209H19V210H20ZM48 209H49V208H48ZM63 209H65V208H63ZM76 209L78 210V208H75V210H76ZM80 209H81V210H80ZM88 209H91L90 206H89ZM88 209H87V210H88ZM93 209H95V208H93ZM97 209H96V210H97ZM108 209H106V210H108ZM112 209H113V207H112ZM2 210H4L3 212H8V211H9V210L6 211L5 209H2ZM2 210H1V212H2ZM75 210L73 209V211H75ZM98 210H97V212H98ZM104 210H105V209H104ZM113 210H114V209H113ZM41 211H39V212L37 211V213H40V217H42V216L45 217V215L41 214V213H43V212H41ZM63 211H64V210H63ZM65 211H66V210H65ZM73 211H69L66 215H67V216H68L69 214L71 215V214L73 213ZM101 211H100V213H101ZM3 212H2V213H3ZM20 212H21V211H19V214H18V210H17V214H15L16 211H15V213H14V212H13V213L15 214V216H16V215H19V216H20V214H21ZM44 212H46V216L49 217L48 214H47V212L49 213V211H44ZM61 212H62V211H61ZM70 212H71V213H70ZM76 212H78V211H76ZM82 212H83V211H82ZM92 212H96V211L94 210V211H92ZM9 213L11 214V211H9V212L7 213V215H8ZM13 213H12V214H13ZM30 213H29V215H30ZM34 213H36V211H35ZM64 213H65V212H64ZM74 213H75V212H74ZM83 213H84V214H83L84 216H85V214H87V216L90 218L89 221H91V217L88 215V214L91 213V212L89 211V213H86V211H84ZM102 213H104V212H102ZM108 213H109V212H108ZM112 213H113V212H112ZM112 213H109V214L112 215ZM10 214H9V215H10ZM14 214H13V215H14ZM44 214H45V213H44ZM52 214H53V213H52ZM54 214H55V213H54ZM59 214H60V213H58L57 215L55 214V217L58 216ZM62 214H63V213H62ZM62 214H61V215H62ZM97 214H99V212H98ZM97 214H95V216H96ZM3 215H4V213H3ZM5 215H6V213H5ZM13 215H12V217H13ZM25 215H24V217H22V216H21V217L17 216V217H18L19 219H20V218H23V219L25 218V219H26V217H29V219H30V216H29V215L26 216V217H25ZM49 215H50V213H49ZM61 215H59V216H61ZM63 215H64V214H63ZM90 215H91V214H90ZM92 215H93V213H92ZM92 215H91V216H92ZM104 215H107V213L104 214ZM32 216H31V217H32ZM98 216H99V215H98ZM98 216H96V217H98ZM107 216H108V215H107ZM7 217H8V216H7ZM7 217H6V218H7ZM17 217H16V218H17ZM40 217H39V219H40ZM44 217H42V218L44 219ZM61 217H62V216H61ZM63 217H64V216H63ZM70 217H71V216H70ZM70 217H69V218H70ZM88 217H87V220H84V221H88V219H89ZM92 217H93V216H92ZM96 217H95V218L93 217L92 220H93V219H96V221H98V219L101 218L100 216H99L100 218H96ZM105 217H106V216H105ZM9 218H10V217H9ZM50 218H51V217H50ZM58 218H59V219H58ZM66 218H67V217H66ZM85 218H86V217H85ZM85 218H84V219H85ZM106 218H107V217H106ZM109 218H110V217H108V220H109ZM29 219L27 218V220H29ZM33 219H34V217H33ZM57 219L60 220V217L55 218V220H57ZM70 219H71V218H70ZM81 219H83V218H81ZM81 219H80V220H81ZM2 220H3V218H2ZM2 220H1L2 223H0V224H3V223H4V225H5V222H3ZM5 220H7V219L4 218V221H5ZM40 220H42V219H40ZM51 220H52V218H51ZM51 220H50V221H51ZM61 220H62V219H61ZM63 220H64V219H63ZM72 220H73V218H72ZM75 220H76V219H75ZM75 220L70 221V223H71V222L74 223V226H78V225H80V224L83 223L82 220H81L82 223H78V222H76ZM77 220H78V219H77ZM80 220H78V221H80ZM8 221H9V220H8ZM36 221H37V220H36ZM42 221H43V220H42ZM45 221H49V219H48V220L46 219ZM45 221H44V222H45ZM50 221L48 222L49 224H47V222H46V226H45V224L43 225V226H45V227H47V228H44V227L42 226V224L40 223L41 221H40V222L38 221V222L41 224V228L38 227L37 223H35V224H36L37 227H38L37 229H42V230L46 229V230H47V229L49 228L47 225H50V226L52 225L51 223L53 222V220H52L51 222H50ZM96 221H94V222L91 221V222L95 223ZM60 222H61V221H60ZM7 223H8V222H7ZM24 223H25V222H24ZM57 223H58V222H57ZM75 223H78V225H75ZM29 224H30V223H29ZM40 224H39V225H40ZM53 224H54V223H53ZM63 224H64V225H63ZM63 224L61 225V224L58 223L59 227H58V228L56 227V228L59 229V230H61L64 226H65L64 228H66V226H69V225H65V224H67V223H63ZM95 224H96V223H95ZM97 224H98V223H97ZM4 225H2V226H0V227L3 228ZM6 225H8V224H6ZM6 225H5V226H6ZM36 225H35V226H36ZM56 225H57V224H56ZM72 225H73V224H71V226H72ZM83 225H85V224L83 223ZM83 225H82V226H83ZM86 225H87V224H86ZM90 225H91V224H90ZM60 226H61V227L63 226V227L60 228ZM74 226H73V227H74ZM82 226H80V228H81ZM9 227H10V226H7L6 229L8 230ZM24 227H25V226H24ZM31 227H32V226L27 227V228H31ZM54 227H55V225L52 226V228H53V229L51 230L52 233L55 231ZM73 227H72V228H73ZM1 228H0V229H1ZM17 228H18V227H17ZM43 228H44V229H43ZM64 228H63V229H64ZM77 228H79V227H77ZM83 228L85 229V226H84ZM88 228H89V226H88ZM88 228H86V229H88ZM4 229H5V228H4ZM18 229H19V228H18ZM21 229H23V227H21L20 230H21ZM33 229L36 230L35 227H33ZM50 229H51V228H50ZM57 229H56V230H57ZM69 229H70V227H69ZM90 229H91V228H90ZM93 229H94V228H93ZM10 230H13V227H12ZM20 230H19V231H20ZM25 230H26V229H25ZM25 230H24V231L21 230V231L23 232V234L25 233ZM42 230H41V231H42ZM64 230H65V229H64ZM74 230H75V229H74ZM15 231H16V230H15ZM15 231H14V232H15ZM21 231H20V232H21ZM51 231H50V232H51ZM5 232H6V230H5ZM5 232H4V230H3V233H4V234H5ZM10 232H11V231H10ZM12 232H13V231H12ZM16 232H17V231H16ZM22 232H21V233H22ZM28 232H29V230H28ZM34 232L36 233V231H33V233H34ZM37 232H38V235H41V234L43 235V233L39 234V230H37ZM42 232H49V230H47V231L44 230V231H42ZM50 232H49V233H50ZM57 232H58V231H57ZM57 232H56V233H57ZM3 233H2V230H1L0 235H2ZM7 233H8V234H11V233H9V232H7ZM7 233H6V235L8 236V240H9V241L12 240V237H9V235H8ZM31 233H32V232H31ZM49 233H48V234H47V233H44V234H45V236H46V234H47V235H48L47 237L49 238V236L52 235V233H50V235H49ZM56 233L54 232L53 235L56 236V235H55ZM4 234H3V235H4ZM12 234H13V233H12ZM14 234H16V233H14ZM17 234H19V233H17ZM57 234L60 236V233H57ZM25 235H26V239H27V235H28V234H27V233L24 234V235H23V238H24ZM29 235H30V234H29ZM29 235H28V236H29ZM58 235H57V238H58V239H57V238H56V239H57V241L59 242V239H60V238L58 237ZM4 236H5V235H4ZM13 236H15V235H13ZM2 237H3V236H2ZM2 237H0V239L2 240V241L0 240V242L3 243V244L0 243V244H2L1 246L4 245L3 240H5V241L7 240V239H5L6 237H5V238L3 237L4 239H2ZM29 237H30V236H29ZM41 237H42V236H39V239H40V240H41ZM9 238H10V239H9ZM14 238L17 239V240H18V243H21V244L23 243L22 240L25 241L24 239H22V240L18 239V237H16V236H15ZM14 238H13V240H14ZM34 238H35V235H34ZM43 238H44V235H43ZM43 238H42V240H46V237H45V239H43ZM29 239H30V238L27 239L28 242H29L28 244H30V241H31V240L29 241ZM31 239H32V241H33V238H32V237H31ZM36 239H37V241H40V240H38V238H36ZM49 239H50V238H49ZM52 239H54V238H52ZM52 239H51V240H52ZM56 239H55L54 241H56ZM17 240H15V241H17ZM27 240H26V241H27ZM47 240H48V239H47ZM9 241H7V244L12 246V245H13V244L11 243L12 241H10V244H9ZM19 241H21V242H19ZM35 241H36V240H35ZM61 241H62V240H61ZM48 242H50V241H48ZM25 243H26V242H25ZM33 243H36V242H32V244H33ZM54 243H55V242H53L52 244H54ZM28 244H27V245H28ZM95 244H96V243H95ZM95 244L93 243L94 246H95ZM8 245H7V246H8ZM27 245L25 246V245H23V244H22V245H19V244H18L17 247L13 245L14 248L11 249V250H9V248H10L11 246H8V247H7V246L5 245V247L8 248V250H7V251H4V252H3V251H0V252H3L2 254L0 253V264H16L17 262H20V263H18V264H21V263L24 262L23 264H25V260L27 259V256L30 258L31 256L36 255L35 253L37 252L36 249H33V250H36V251H34V253H33V251H28V249H27ZM33 245H34V244H33ZM24 246H25V247H24ZM31 246H32V245L28 246V248H30ZM52 246H53V245H52ZM5 247H3V248L5 249ZM32 247H33V246H32ZM11 248H12V247H11ZM5 250H6V249H5ZM26 250H27L28 252H30L29 254H28V252L26 253L27 256L24 254V253H25L24 251H26ZM22 252H24V253H22ZM32 253H33L34 255H33ZM23 254L25 255L24 257H23ZM31 254H32V255H31ZM1 255H3V256H1ZM30 255H31V256H30ZM36 256H38V252H37V255H36ZM29 258H28V259H29ZM36 258H37V257H36ZM36 258H35V259H36ZM31 259H32V258H31ZM35 259H34V260H35ZM29 261H30V259H29L28 261H26V262L29 263ZM35 261H36V260H35ZM37 261H38V260H37ZM15 262H16V263H15ZM30 263H34L33 260H31ZM30 263H29V264H30Z\"/></svg>","mask_w":264,"mask_h":264},{"label":"built area","instance_id":"2783aa9c","mask_svg":"<svg viewBox=\"0 0 264 264\" xmlns=\"http://www.w3.org/2000/svg\"><path fill=\"white\" fill-rule=\"evenodd\" d=\"M24 2H29L24 0ZM18 1L16 0H0V11L7 16L17 14L18 12ZM20 5V4H19Z\"/></svg>","mask_w":264,"mask_h":264}]
</instances>
